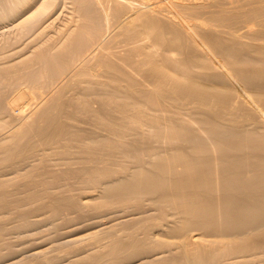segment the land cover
<instances>
[{"label": "bare ground", "instance_id": "obj_1", "mask_svg": "<svg viewBox=\"0 0 264 264\" xmlns=\"http://www.w3.org/2000/svg\"><path fill=\"white\" fill-rule=\"evenodd\" d=\"M13 1V0H12ZM43 0H41L40 2H42ZM53 1V0H52ZM74 1V0H73ZM79 1V0H78ZM77 1V2H78ZM86 1V0H85ZM92 1V0H91ZM99 5H102V4H106L107 2L108 3H110V2H114L115 3V6L117 5H119L117 8H115V6H114V4H113V7H114V9H118L119 7H120V5L121 4H123V1H125V0H95ZM128 1V0H127ZM135 1L136 0H133V2L134 3H130V5L131 4H133V6L132 7H129L130 9L132 8L133 9V7L134 6H136V5H138V6H140V1H143V3L144 4H147L146 3V1L145 0H140V1H138L139 2V4H138V2H137V4H135ZM145 1V2H144ZM149 1H151V0H149ZM155 1V0H154ZM172 1V0H171ZM217 1V0H216ZM221 1V0H220ZM220 1H218V2H220ZM237 2H238V0H236ZM235 1V2H236ZM241 1V0H240ZM253 1V0H252ZM255 1V0H254ZM258 1V0H257ZM257 1H255V2H257ZM260 1V0H259ZM258 1V2H259ZM263 1V0H262ZM56 2H57V0H55V3H54V5L56 4ZM67 2V1H66ZM131 2V1H130ZM147 2H148V0H147ZM157 2V1H156ZM161 2H163V1H161ZM173 2V1H172ZM198 2V1H197ZM201 2V1H200ZM230 2V1H229ZM232 2V1H231ZM243 2V1H242ZM5 3V2H4ZM3 3V4H4ZM7 3V2H6ZM36 3H37V0H22V1H20V0H15V5H14V7L12 6V8L7 4V5H3L2 7H0L1 8V11L4 13V9H2V8H5L6 10H5V12L8 10V7H10L9 8V10L6 12V16H10L11 18H14V17H22V19H23V16L24 15H26V14H28L29 12L27 11V10H30L31 8H34L35 7V9H36V7H37V9L35 10V11H33V13H29L28 14V16L31 14V16L33 15V14H35L34 16H36V17H39L40 15H43V14H45V11L48 13V9L49 8H53V7H51L52 5H50L49 4V2H44V3H39V5H37V6H35L36 5ZM76 3V2H75ZM128 3V2H127ZM151 3V2H150ZM149 3V4H150ZM167 3H169V2H167ZM171 3V2H170ZM262 3V2H261ZM264 3V2H263ZM1 4V3H0ZM58 4V3H57ZM66 4V3H65ZM87 4V3H86ZM89 4H90V0H89ZM111 4V3H110ZM135 4V5H134ZM148 4V5H149ZM154 4H155V2H154ZM172 4H174V3H171V4H169L170 6L172 5ZM176 4L178 5V3L176 2ZM211 4V3H210ZM245 4V3H244ZM11 5V4H10ZM69 5V4H68ZM67 5V6H68ZM81 5V4H80ZM83 5H85V4H83ZM107 5V4H106ZM105 5V6H106ZM109 5V4H108ZM128 5V4H127ZM129 5V6H130ZM147 5V7H149V9H151V8H153L152 6H150V5H153V4H150L149 6ZM207 5H209V4H207ZM214 4L212 3V6H213ZM221 5V4H220ZM232 5V4H231ZM238 4H236V6H237ZM246 5H249V4H246ZM261 5V4H260ZM264 5V4H263ZM5 6V7H4ZM57 6V5H56ZM59 6V5H58ZM74 6H75V4H74ZM74 6L72 5V7H73V9H74ZM76 6H77V4H76ZM75 6V7H76ZM79 6V5H78ZM86 6V5H85ZM93 6H95V5H93ZM97 6V5H96ZM138 6H136L137 8L135 9V7H134V9H135V11H134V13H135V15L134 14H132L134 17L131 19V20H129V22L131 23H129L128 21H126V17H125V19L123 20V21H121L120 20V24H122V26H123V24L125 23V22H128V24H130V26H132L133 27V29L135 30L134 32H133V29L131 28H129L128 27V25H127V28L126 27H122V30L124 31V29L126 28V29H128L129 28V30H125L126 31V33L129 31V33H127V36H128V34H129V36H130V31L132 30V32L134 33V34H136V35H134V36H136L137 38H138V40H136V39H132V38H130V39H132V41L134 40H136L135 42H134V44H136L137 43V41H139V44H141V45H143L144 47H142L141 45V47L143 48V51H147L149 48H150V51H149V53L147 54H145L144 53V55L145 56H143L140 52L142 51V49L141 48H137V50L138 49H140V50H138V51H140L139 53L141 54H137V55H140V56H142L143 58H145L146 59V62H147V65H148V63H149V65H148V67H150L149 68V71L148 70H146V71H144L145 70V68H143L144 70H142V73H143V71L144 72H149V79H151L152 80V85H153V83H154V85L155 86H153V88L155 87V89H157L158 90V92L159 93H157V94H155V95H152V94H150V93H148V91H151V92H153V90L154 89H151V90H148L150 87L149 86H146V87H149L147 90H145V91H143V89H142V91L141 90H139V88H137V86L141 83H137V81L135 80V78H133L134 79V82L131 80V82H133V84H137L136 85V89H138V90H129V89H127V88H125V89H117V91H116V94H117V92L118 93H122L124 96H121V95H118V98H116L114 101H111L110 100V96H111V94L110 93H107V92H102L103 94L102 95H104L103 97H101V104H103V106L101 105L100 106V109H98V110H95L96 108H99V106L98 107H96L95 109H94V111L93 110H89L90 109V104H89V102L88 101H86L85 99H79V98H76L75 99V97H73L75 100H77V102H80V100H82L83 102H82V105L84 106V108L87 106L88 108V111H90V113H91V111H92V113H91V115H92V117L94 118L93 120H95L94 122H95V128L96 129H98V127L99 126H101V128H102V132H104L103 131V129L106 131L105 133H107V136L105 135L104 137H102L103 135L102 134H100V135H102L101 137H100V135H99V132H98V138H96L97 137V135H96V137L94 136V133H93V135H91L90 137L92 138H89V136H88V140L90 141V139L92 140V143L91 142H88V143H91V146H90V144H87L89 147H87L86 146V149L84 148V146L85 145H83L82 143H81V141L82 140H84V139H86L85 137H84V139H82L81 141H79L80 142V144H82L80 147H81V149L82 148H84V150H85V159H84V156H82V155H84V152L82 153V155H80L79 154V152L80 151H83V150H80L78 153H75V152H77L76 150L75 151H73V150H71V152H72V154H73V156H74V153H75V155L76 154H78V155H80L81 156V158H79V159H81L82 160V157H83V159L85 160V162H86V164L88 163V166H89V163H90V165H91V171L89 170V167H88V174L85 172V171H87V169H85V171H84V173H83V170L82 171H79V174L80 173H82V174H80V175H78L77 176V178L80 180H78L77 178V180H78V182L79 183H77V181H76V183H74L73 185H75V184H81V182H83L84 184L86 183V184H92V187H93V191L94 192H96L95 190H94V188H98V189H100V193H101V195H99L100 196V199H99V202H97L96 201V198H95V196L94 197H91L90 198V200L93 202L94 200L96 201H94V203H92V202H89V204H91L90 206H91V208L90 209H92V211L94 210V211H98V212H100V210H101V212H102V210H108L109 208L110 209H113V208H118L120 205L121 206H126V205H128V206H131L132 208H133V211H137V212H134V214L136 215L137 214V216L136 217H138L139 218V215L138 214H143V215H140V218H143V219H140V220H133V218L135 219V217L132 215H129L130 217H131V219L134 221H130V223H126V224H124V226H120V228H116L117 227V225L114 223V222H118V221H115L114 220V224L115 225H113V226H111L112 228H114V226H116L115 227V229L113 230V233H111L110 234V236L112 237H108L109 239H110V241H109V244L106 246L105 244V248H103V245H100V247H102L103 249H101V251H99V246H97L99 249H98V253L95 251V255L93 254V255H89L88 256V253H87V257L85 256V259L82 257V256H84V255H82L81 257H80V259L81 260H83V261H79L78 260V258H77V263L78 262H84V264H86L87 263V261L88 260H92V259H94V258H96V259H94V260H100L104 255H108L109 257H111V259H112V261H117L118 259H121V258H119V257H124L125 256V260H126V258L127 257H129V258H132V259H140V257L141 258H146V259H148L150 256H152V262H153V260L155 259V262H153V264H264V99L262 98L263 97V95H264V82H262V84H261V82L260 83H255V81H257L258 80V78H254V83H253V80L251 79L252 77L251 76H253L254 74H253V72H254V70H256V73L260 70V73H261V70H263L262 68H261V66L262 65H260V67H259V65H258V67H256L257 66V62L258 63H261L260 61V59H259V61H257L255 64H256V66L254 65V67H256V68H254L252 65H250V66H252V67H250V68H247L246 69V67L248 66V65H246L247 64V61H249V55L248 56H246L247 57V59H245V56L244 57H242L243 59H244V61H241L242 63H243V65H242V63L241 64H239V62L240 61H237V60H239L240 59V57L239 56H241L240 54H239V56L238 55H236V57L237 58H234V60H236L235 62H237V65L239 66V68H240V65L241 66H243V67H245V68H243V70L245 69V70H248V69H251L252 70V68L254 69L253 71H249L248 70V72L247 71H245L244 70V72H240V70H242L241 68H240V70L238 69V68H234V70H239V72H238V70H237V72H234L233 71V73L231 72L232 71V67H233V65H235V67H237L236 66V63L235 64H233V65H231L232 67V69H231V71L229 70V71H227L226 70V68H225V70L227 71V72H225V73H227V76H229L230 77V75H234V73H236V74H240L238 77H240V76H243V77H245V76H247V75H251L249 78H250V80H248L247 79V77H245V79L243 80L241 77L240 78H238L237 76V80L238 79H241V81H237L235 78L236 77H234V76H232L231 78H229L228 80H219L218 78H221L220 76L217 78L216 76H212V75H207V74H203V72H201L200 73V75H204V76H200L199 75V71H198V75L196 74V71H195V73L193 72V70L195 69L194 68V66L195 67H197L196 65H200V67L202 68H204V69H206V68H209V69H215V73H217L216 71V68H224L225 67V62L223 63V61L222 60H220L218 57V59H214V58H212L209 54H211V53H213V55H215V50L212 48L213 47V45L212 44H200V43H198L197 42V40H196V38L193 40V38L192 39H190V40H192L191 42H192V44L194 45V50L192 49L191 51L193 52V53H191V54H187L186 56H184L185 57V59H183V57H182V59L181 58H179V59H177V57L175 56V58H173L172 57V50H171V47H172V49L173 50H175L174 48H176V49H178V52H179V50L181 51L182 49H184L186 46V41H185V45H182L184 48H177V46H181L180 44L178 45V40L180 39V37L179 36H175L176 34H174L175 32H172L173 34H174V36L175 37H179L178 38V40H176L175 39V41H176V44H174L175 42H174V38H172L173 39V42H172V39H170L171 40V42H170V40L168 41L167 39H165V37L168 35L167 33H169L168 31H166L165 32V34H166V36L164 37V39L166 40V42L168 41V44L166 43V42H164L163 40V42L161 41V39H162V36L164 35L163 34V30L165 31L166 29H163V27H162V25L160 24L161 23V14H159L160 12H158V10L157 11H152L153 12V14H156V15H160V21H159V19H158V17H156V15H153L154 16V18L156 19L157 18V20H155L154 18H151V17H149L148 15L149 14H144V13H142L141 11H145V9H147V8H145V7H143V5L141 6V7H138ZM156 6H158V4L156 5ZM172 6H174V5H172ZM178 6H180V5H178ZM177 6V7H178ZM183 6H185V5H183ZM182 6V7H183ZM217 6V5H216ZM222 6H223V1H222ZM234 7H235V5H233ZM240 6V5H239ZM243 6V5H242ZM251 6V5H250ZM249 6V8H251ZM60 7V6H59ZM64 7H66V6H64ZM68 7H70V6H68ZM87 7H89L88 5L86 6V8ZM112 7V8H113ZM151 7V8H150ZM164 7H166V6H164ZM164 7L161 9V7L159 8V9H161L162 11H164ZM168 7V6H167ZM166 7V9H169V8H167ZM175 7V6H174ZM221 7V6H220ZM224 7L225 6H223V9H224ZM241 7V6H240ZM239 7V8H240ZM258 7V6H257ZM56 7H54V9H55ZM58 8V7H57ZM78 8V7H77ZM76 8V9H77ZM83 8V7H82ZM111 8V7H110ZM143 8H145V9H143ZM184 8V7H183ZM183 8H182V10H183ZM185 8H186V6H185ZM243 8V7H242ZM241 8V9H242ZM248 8V9H249ZM253 8H255V7H253ZM53 9V10H54ZM62 9H63V6H62ZM67 9V8H66ZM66 9H64L65 10V13H66ZM85 9V7L83 8V10ZM94 9V8H93ZM97 9V8H96ZM113 9V10H114ZM120 9V8H119ZM148 9V10H149ZM166 9H165V12H166ZM174 9V8H173ZM172 9V7H171V10H173ZM217 9V8H216ZM216 9H215V11H216ZM235 9V8H234ZM52 10V11H53ZM68 10V9H67ZM87 10H88V8H87ZM113 10H111V12L113 11ZM170 10V12H173V11H171ZM178 10V9H177ZM176 10V11H177ZM182 10H181V13H182ZM189 10V9H188ZM218 10H220V9H218ZM217 10V11H218ZM221 10H222V8H221ZM225 10V9H224ZM224 10H222V11H224ZM232 10H233V7H232ZM244 10H245V8H244ZM250 10V9H249ZM77 11H79V9H77ZM93 11V10H92ZM95 11V14H96V11L97 10H94ZM93 11V12H94ZM101 11V10H100ZM122 11V10H121ZM175 11V10H174ZM179 11H180V8H179ZM186 11V10H185ZM213 11V10H212ZM215 11H214V13H215ZM216 11V12H217ZM32 12V11H31ZM61 12V11H60ZM69 12V11H68ZM67 12V13H68ZM81 12V11H80ZM80 12H76V13H80ZM85 12V11H84ZM83 11H82V13H84ZM93 12H91V13H93ZM116 12V14H117V11H114V12H112V13H115ZM119 12H120V10H119ZM118 12V13H119ZM155 12H158V14L157 13H155ZM167 14H169L170 12H169V10H167ZM220 12V11H219ZM230 12H231V10H230ZM230 12H228L229 14H230ZM261 12V11H260ZM262 12H263V10H262ZM261 12V13H262ZM2 13V14H3ZM54 12H52V14H53ZM62 13V12H61ZM64 13V14H65ZM90 13V14H91ZM101 13V12H100ZM124 13V12H123ZM122 13V14H123ZM193 14H195L194 12H192ZM225 14H228L227 13V10H225V12H224ZM236 12H234V10H233V12H232V14L234 15ZM260 13V14H261ZM2 14H1V16H2ZM5 14V13H4ZM49 15H50V13H48ZM60 14V13H59ZM68 14H71L70 12L68 13ZM89 14V15H90ZM163 14V13H162ZM166 14V15H167ZM174 14V13H173ZM173 14L171 13V14H169V15H172L173 16ZM183 14H184V12H183ZM186 14V13H185ZM184 14V16L183 17H185L186 15ZM189 14V13H188ZM216 14V13H215ZM220 14V13H219ZM257 14H258V12H257ZM47 15V14H46ZM56 15H57V13H56ZM55 15V16H56ZM61 15V14H60ZM99 15H101V14H99ZM121 15V14H120ZM128 15H130V14H128ZM151 15H152V13H151ZM150 15V16H151ZM181 15V14H177V17H175L174 18V16L172 17H167V19L168 18H174V19H176L177 18V20H178V17ZM223 16H225L224 14H222ZM232 15V16H233ZM237 15V14H236ZM5 16V15H4ZM4 16H2V17H4ZM5 16V17H6ZM27 16V15H26ZM27 16V17H28ZM45 16V15H44ZM59 16V15H58ZM57 16V17H58ZM94 16V15H93ZM90 17V18H94V17ZM122 16V15H121ZM165 16V15H164ZM194 16V15H193ZM214 16V15H213ZM227 16H229V15H227ZM249 16V15H248ZM248 16H246L247 17V19H248ZM253 16V15H252ZM251 16V17H252ZM2 17H0V18H2ZM30 17V16H29ZM41 17V16H40ZM40 17H39V19H37V22H35L34 24H32L31 25V27H30V30L31 29H33L34 27H37L36 25L37 24H40ZM56 17V18H57ZM60 17V16H59ZM58 17V18H59ZM71 17V16H70ZM74 17V16H73ZM84 17V16H83ZM87 17V16H86ZM103 17H105V15H103ZM102 17V18H103ZM132 17V16H131ZM181 17H182V15H181ZM180 17V18H181ZM181 18V19H185V18ZM189 17H190V15H189ZM219 17V16H218ZM218 17L216 16V18L218 19ZM220 17H222V16H220ZM219 17V19L221 20L222 18H220ZM234 17V16H233ZM233 17H230V18H233ZM236 17V16H235ZM246 17H245V20H246ZM24 18H26V17H24ZM32 18V17H31ZM31 18H28V19H31ZM53 18V17H52ZM67 18V17H66ZM72 18V17H71ZM75 18V17H74ZM82 18V17H81ZM85 18V17H84ZM99 18H101V17H99ZM106 18L108 19V17L106 16ZM114 18H116L117 19V16H115ZM120 18V17H119ZM118 18V19H119ZM180 18H179V20H180ZM192 18V17H191ZM190 18V19H191ZM215 18V17H214ZM237 18H239V16H237L236 17V20H237ZM259 18V20H261V18L260 17H258ZM257 18V19H258ZM262 18H264V17H262ZM6 19H7V17H6ZM18 19V18H17ZM45 19V18H44ZM51 19V18H50ZM69 19V18H68ZM77 20H79L80 21V17L78 18H76ZM105 21H107L105 18H103ZM102 19V20H103ZM115 19V20H116ZM127 19H130V18H127ZM163 19H165L164 17H163ZM174 19H172V20H174ZM188 19V18H187ZM225 19H229V17H225L224 19H222L223 21L225 20ZM11 20V19H10ZM15 20V19H14ZM13 20V21H14ZM19 20V19H18ZM20 20H21V18H20ZM19 20V21H20ZM24 20V19H23ZM23 20H21V21H23ZM27 20V19H26ZM52 20V19H51ZM50 20V21H51ZM58 20V19H57ZM71 20H73V19H71ZM90 20V19H89ZM112 20H113V18H112ZM216 20V19H215ZM221 20V21H222ZM231 20V19H230ZM264 20V19H263ZM262 20V21H263ZM5 21V20H4ZM7 21H9V20H7ZM40 21V22H39ZM61 21V20H60ZM65 21V20H64ZM74 21V20H73ZM82 21V20H81ZM85 21H87V20H85ZM84 21V22H85ZM94 21H95V19H94ZM98 21V20H97ZM176 21V20H175ZM194 21V20H193ZM203 21H205V20H203ZM214 21V20H213ZM226 21V20H225ZM225 21H224V23H225ZM229 20H227L226 21V23L228 22ZM240 21V20H239ZM238 21V22H239ZM242 21V20H241ZM240 21V22H241ZM254 21V20H253ZM26 22V21H25ZM32 22H34V21H32ZM39 22V23H38ZM43 22H44V20H43ZM53 22H55V21H53ZM69 22H71L72 23V21H69ZM69 22H67V23H69ZM75 22V21H74ZM78 22V21H77ZM90 22V21H89ZM91 22H92V20H91ZM90 22V23H91ZM164 22H165V20H164ZM174 22V21H173ZM181 22H183V21H181ZM190 22V21H189ZM215 22V21H214ZM217 22H219V21H217L216 20V22L215 23H217ZM248 22V21H247ZM19 23V22H18ZM24 23V22H23ZM27 23V22H26ZM25 23V24H26ZM51 23V22H50ZM59 23V22H58ZM57 23V24H58ZM64 22H62V24H63ZM79 23V22H78ZM93 23V22H92ZM98 23H99V21H98ZM103 23V22H102ZM106 23V22H105ZM220 23V22H219ZM229 24H230V22H228ZM242 23V22H241ZM245 23V22H244ZM261 22H259V24H260ZM17 24V23H16ZM21 24V23H20ZM19 24V25H20ZM28 25H30L29 23H27ZM26 24V25H27ZM45 24V23H44ZM65 24H66V22H65ZM82 24H84V23H82ZM94 24V23H93ZM114 24V23H113ZM125 24H127V23H125ZM229 24H228V26H229ZM243 24V23H242ZM250 24V23H249ZM3 25V24H2ZM21 25H23V24H21ZM42 25V24H41ZM47 25V24H46ZM51 25V24H50ZM49 25V26H50ZM74 26H76L77 24L76 23H74L73 24ZM91 25V24H90ZM111 25V24H110ZM115 25V24H114ZM195 25H197V24H195ZM217 25H218V23H217ZM239 25V24H238ZM251 25V24H250ZM249 25V26H250ZM52 26V25H51ZM65 26H67V25H65ZM68 26H71V25H68ZM67 26V27H68ZM84 26V25H83ZM108 26V25H107ZM107 26H106V29H108L107 28ZM112 26V25H111ZM116 26V25H115ZM124 26H126V25H124ZM176 26H178V25H176ZM191 26V25H190ZM189 26V27H190ZM198 26V25H197ZM219 27H220V25H218ZM240 26H242L241 24H240ZM251 26H253V25H251ZM258 26V25H257ZM261 26V25H260ZM12 27V26H11ZM23 27V26H22ZM21 27V30H24L23 28ZM25 27V26H24ZM38 27H39V25H38ZM64 27V26H63ZM78 27V26H77ZM85 27H86V25H85ZM88 27V26H87ZM109 27V26H108ZM116 27H120L119 25H118V23H117V26ZM164 27H165V25H164ZM167 27V26H166ZM181 27V26H180ZM183 27V26H182ZM181 27V28H182ZM192 27V26H191ZM230 27V26H229ZM229 27H228V31H229ZM232 27V26H231ZM247 27V26H246ZM9 28H10V26H9ZM15 28V27H14ZM40 28V27H39ZM44 28V27H43ZM42 28V29H43ZM50 28V27H49ZM49 28H48V30H49ZM53 28V27H52ZM52 28H50V29H52ZM58 28V27H57ZM75 28V27H74ZM73 28V29H74ZM96 28V27H95ZM109 28H111V27H109ZM124 28V29H123ZM169 28V27H168ZM196 28V27H195ZM224 28H225V26H224ZM242 28H245V26L244 27H241V29ZM264 28V27H263ZM17 29H18V27H17ZM20 29V28H19ZM26 29H28V28H26ZM41 29V28H40ZM41 29V30H42ZM53 29H55V28H53ZM59 29V28H58ZM65 29V28H64ZM76 29V28H75ZM78 29H80V27L78 28ZM77 29V30H78ZM89 29V28H88ZM92 29V28H91ZM91 29H89V30H91ZM97 29V28H96ZM112 29V28H111ZM137 29V30H136ZM192 29V28H191ZM198 29H200V28H198ZM212 29V28H211ZM233 29H235V28H233ZM233 29H231V30H233ZM237 30H238V32H239V28H236ZM262 29V28H261ZM16 30V29H15ZM20 30V31H21ZM29 30V29H28ZM34 30H35V28H34ZM39 30V29H38ZM44 30V29H43ZM46 30H47V28H46ZM85 30V29H84ZM93 30V29H92ZM104 30H105V28H104ZM103 29H102V31H104ZM114 30H116V29H114ZM117 30H120V29H117ZM216 30V29H215ZM230 30V31H231ZM45 31V30H44ZM44 31H42V34H43V32ZM58 31V30H57ZM56 31V32H57ZM64 30H62V32H63ZM68 31V30H67ZM74 31H76V30H74ZM73 31V32H74ZM86 31H88L87 29H86ZM94 31V30H93ZM107 31V30H106ZM110 31H112L113 32V30H110ZM170 31V35L172 36V33H171V30H169ZM195 31H197V30H195ZM199 31V30H198ZM235 31V30H234ZM30 32H32V30L31 31H29L28 33H30ZM36 32V31H35ZM39 32V31H38ZM52 32V31H51ZM59 32V31H58ZM57 32V33H58ZM65 32V31H64ZM69 32H70V30H69ZM77 32H80V31H76V33L75 34H77ZM95 32V31H94ZM94 32L92 33V35L94 34ZM108 32V31H107ZM120 32V31H119ZM122 32V31H121ZM120 32V33H121ZM181 32V31H180ZM188 32V31H187ZM224 32V31H223ZM235 32H237V31H235ZM244 32V31H243ZM250 32H252V33H254V32H256V30H254V32L253 31H251L250 30ZM262 32H263V30H262ZM13 33V32H12ZM11 33V34H12ZM34 33V32H33ZM37 33V32H36ZM36 33H35V35H36ZM61 33V32H60ZM82 33V32H81ZM84 33H85V31H84ZM90 33H91V31H90ZM96 33V32H95ZM100 33V32H99ZM103 33V32H102ZM105 33V32H104ZM117 33V32H116ZM182 33H184V31H182ZM198 34L200 33V31L199 32H197ZM227 32L225 31V33L224 34H226ZM232 33V34H231ZM234 32L233 31H231L230 32V35H235V34H233ZM252 33H251V35H252ZM31 34V33H30ZM39 34H41V32L40 33H38V36H39ZM45 34H47V33H45ZM53 34V33H52ZM56 34V33H55ZM62 34H64V33H62ZM66 34H67V32H66ZM72 34V33H71ZM83 34V33H82ZM86 34V33H85ZM101 34V33H100ZM106 34V33H105ZM119 34V33H118ZM123 34V33H122ZM163 34V35H162ZM188 34H190V33H188ZM194 34V33H193ZM201 34V33H200ZM219 34H220V32H219ZM222 34V33H221ZM220 34V35H221ZM239 33H237L235 36H239L240 37V34L238 35ZM255 34V33H254ZM253 34V35H254ZM1 35V34H0ZM21 35V34H20ZM19 35V36H20ZM24 35V34H23ZM25 35H26V32H25ZM28 36H30L29 34H27ZM34 35V36H35ZM44 35V34H43ZM54 35V34H53ZM56 35H58V34H56ZM77 35H79V36H81L80 34H77ZM76 35V36H77ZM88 35V34H87ZM112 35V34H111ZM113 35H115V33L113 34ZM126 35V34H125ZM178 35V34H177ZM184 35V34H183ZM223 35V34H222ZM226 35H228V33L226 34ZM242 35V34H241ZM244 35V34H243ZM242 35V36H243ZM255 35H258V34H255ZM5 36H7V35H5ZM10 36V35H9ZM15 36V38L17 37L16 35H14ZM22 36V35H21ZM49 36V35H48ZM72 36H74V34L72 35ZM71 35L69 36V37H72ZM78 36V37H79ZM94 36V35H93ZM92 36V37H93ZM99 36V35H98ZM97 36V37H98ZM102 37H103V35H101ZM108 36V35H107ZM118 35H116V36H114V38L115 37H117ZM122 36V35H121ZM131 36H132V34H131ZM170 36V37H171ZM202 36V35H201ZM248 36V35H247ZM4 37V36H3ZM12 37V36H11ZM10 37V38H11ZM32 37V36H31ZM39 37H41V35L39 36ZM50 37V36H49ZM77 37V38H78ZM87 37V36H86ZM88 37H91V36H88ZM87 37V38H88ZM96 37V38H97ZM113 37V36H112ZM118 37H120V34H119V36ZM135 37V38H136ZM169 37V36H168ZM168 37H166V38H168ZM169 37V38H170ZM196 37H198V36H196ZM228 37V36H227ZM227 37H225V39L227 38ZM230 37V36H229ZM232 37H234V36H232ZM245 37V36H244ZM251 37V36H250ZM249 37V39H251ZM254 37V36H253ZM252 37V38H253ZM261 37H264L263 35L261 36ZM20 38V37H19ZM25 38V37H24ZM33 38V37H32ZM43 38V37H42ZM47 38V37H46ZM58 38V37H57ZM66 38V37H65ZM73 38H75V37H73ZM104 38H105V35H104ZM121 38V37H120ZM219 38V37H218ZM223 38V37H222ZM236 39H235V41H238V43H239V39H237L238 37H235ZM241 38V37H240ZM3 39V38H2ZM5 39H7V38H5ZM4 39V40H5ZM18 39V38H17ZM50 39V38H49ZM55 39V38H54ZM68 40H69V38H67ZM80 39V38H79ZM92 39V38H91ZM94 39H95V37H94ZM93 39V40H94ZM111 39V38H110ZM231 39V38H230ZM229 39V40H230ZM232 39H234V38H232ZM254 39V38H253ZM7 40H9V39H7ZM35 40H36V37H35ZM38 40V39H37ZM36 40V41H37ZM53 41V39H50V41ZM65 40V39H64ZM68 40H66L67 42H69ZM75 40V39H74ZM73 40V41H74ZM86 40V39H85ZM89 40V39H88ZM93 40H90V42L91 41H93ZM98 40H99V38H98ZM117 40V39H116ZM127 40H129V39H127ZM206 40V39H205ZM220 40H221V37H220ZM262 40V39H261ZM28 40H26V42H27ZM42 41V40H41ZM48 41V40H47ZM60 41V40H59ZM65 41V42H66ZM77 41H78V39H77ZM83 41V40H82ZM105 41V40H104ZM103 41V39H101V41H97L96 40V42L97 43H94V45L93 46H91L92 45V43H91V45H90V48L87 50L86 49V47H84V49L85 50H87L86 52H84L83 50H81L84 54H83V57H82V59H85V58H88V57H90V58H92L91 56H93L94 58L96 57V58H98V57H100V59H101V54H102V59H101V62L103 63V64H106V65H104L107 69H104L103 68V73H104V71L105 72H108V68L110 69V67H114V68H116V70H117V72L119 73V74H121V75H123V76H121V77H123L124 78V76H126V75H128V77H129V75L131 74L129 71V69H131V67H130V64H131V62L133 61H131L130 63H129V65L126 63V60L123 58L122 60H125L124 62V64L126 65H128V67H127V65H126V68L123 66V61L121 60V62L122 63H119V64H115L114 63V59L112 60L111 58L114 56H112L110 59L112 60L111 62H113V63H111V62H109V61H106V59H105V53H104V56H103V50H105L103 47L105 46L103 43H106V41L104 42ZM118 41V40H117ZM184 41V40H183ZM214 41V40H213ZM219 41V40H218ZM253 41H255V40H253ZM2 42H4V41H2ZM12 42V41H11ZM13 42H17V41H13ZM12 42V43H13ZM25 42V43H26ZM30 42L32 43V39L30 40ZM29 42V43H30ZM49 42V41H48ZM47 42V43H48ZM85 42V41H84ZM87 42V41H86ZM114 42V41H113ZM112 41L110 42V44L112 45V43H113ZM120 42V41H119ZM179 42H180V40H179ZM205 42V41H204ZM208 42V41H207ZM221 42H222V40H221ZM232 42H234V41H230L229 43H232ZM241 42V41H240ZM258 42V41H257ZM18 43V42H17ZM30 43V44H31ZM45 43V42H44ZM50 43V42H49ZM55 43V42H54ZM57 43V42H56ZM60 43V42H59ZM74 43V42H73ZM88 43V42H87ZM86 43V44H87ZM132 43V42H131ZM172 43H173V45H172ZM189 43V42H188ZM187 43V44H188ZM209 43V42H208ZM219 43H220V41H219ZM218 43V44H219ZM235 43V45H236V42H234ZM234 43H232V44H234ZM249 43V42H248ZM264 43V42H263ZM1 44V43H0ZM5 44V43H4ZM15 44V43H14ZM19 44V43H18ZM27 44V43H26ZM63 44V43H62ZM69 44H71V43H69ZM79 44V43H78ZM82 44V43H81ZM88 44H90V43H88ZM110 44L108 43V45L110 46ZM130 44V43H129ZM222 44H224L223 42L221 43V44H219V46H222V47H226V48H222L221 47V49H220V47L216 44V46H218V48L220 49H217V47H216V49L218 50V51H220V53H226V52H231L230 53V55L232 56V54L233 55H235V50L233 51V48H231V47H233V46H230V49L227 47V46H223ZM242 44V43H241ZM241 44H239L240 45V47H241ZM250 45H252L251 43H249ZM2 45V44H1ZM7 45V44H6ZM9 45H13V44H9ZM15 45H17V44H15ZM37 45V44H36ZM40 45H42V43L40 44ZM54 45V44H53ZM61 45V44H60ZM72 45V44H71ZM103 45V46H102ZM132 45H133V43H132ZM172 45V46H171ZM175 45H176V47H175ZM210 45H212V47L210 46ZM254 45V44H253ZM255 45H257V44H255ZM254 45V46H255ZM258 45H260V44H258ZM262 45H264V44H262ZM18 46V45H17ZM52 46V45H51ZM59 46V45H58ZM70 46V45H69ZM77 46V45H76ZM79 46V45H78ZM77 46V47H78ZM81 46H83V45H81ZM80 46V47H81ZM85 46V45H84ZM89 46V45H88ZM122 46V45H121ZM173 46H174V48H173ZM181 46V47H182ZM189 47H190V45H188ZM187 46V47H188ZM1 47V46H0ZM22 47V46H21ZM28 46H26V48H27ZM36 47V46H35ZM34 47V48H35ZM42 47V46H41ZM41 47H38V48H41ZM68 47V46H67ZM75 47V46H74ZM129 47H132L131 45H129ZM138 47H139V45H138ZM148 47V48H147ZM169 47H170V49H169ZM236 47H238V46H236ZM262 47V49H259L260 47H256V51L255 52H257L258 54H257V56H253V58L254 57H256V58H258V56H259V53H261V54H263V56H264V46H261ZM3 47H1V49H2ZM12 48V47H11ZM44 48V47H43ZM42 48V49H43ZM52 48V47H51ZM56 48V47H55ZM55 48H53L54 50L53 51H55L56 49ZM62 48V47H61ZM71 48V47H70ZM73 48V47H72ZM101 48H103V50L101 49ZM105 48H106V46H105ZM109 48V47H108ZM112 48H114V47H112ZM118 48V47H117ZM133 48V47H132ZM147 48V49H146ZM243 48H245V47H243ZM5 49H6V47H5ZM10 49V48H9ZM23 49H25V48H23ZM41 49V50H42ZM63 49V48H62ZM82 49V48H81ZM119 49V48H118ZM125 49V48H124ZM135 49V48H134ZM190 49V48H189ZM232 49V50H231ZM238 49H239V47H238ZM15 50V49H14ZM26 50V49H25ZM28 50V49H27ZM40 50V49H39ZM38 50V51H39ZM40 50V51H41ZM52 50V49H51ZM78 50V49H77ZM101 50L103 51L101 54H97V51L98 52H101ZM115 50V49H114ZM136 50V49H135ZM245 50L246 49H244V52H245ZM23 51V50H22ZM21 51V52H22ZM38 51H36V53H39ZM48 51H50V50H47V52ZM65 51H67V50H65ZM75 51H76V49H75ZM113 51V50H112ZM118 51V50H117ZM117 51L115 52V53H117ZM125 51H127V50H125ZM143 51H142V53H143ZM186 51H188V49H186ZM190 51V52H191ZM224 51V52H223ZM234 53H233V52ZM5 52V51H4ZM14 52V51H13ZM12 52V53H13ZM46 52V51H45ZM56 52V51H55ZM54 52V53H55ZM70 52V51H69ZM72 52V51H71ZM77 52V51H76ZM79 52V51H78ZM124 52V51H123ZM168 52H171V53H168ZM217 52V51H216ZM243 52V53H244ZM255 52H252V53H254L253 55H256V53ZM9 53H11V51L9 52ZM20 53V52H19ZM23 53V52H22ZM21 53V54H22ZM25 53V52H24ZM44 53V52H43ZM58 53V52H57ZM68 53V52H67ZM81 53V52H80ZM122 53V52H121ZM124 53H126V52H124ZM124 53H122V54H124ZM135 53H137V51H135ZM174 53V52H173ZM184 53H185V51H184ZM219 53V52H218ZM251 53V52H250ZM2 54V53H1ZM27 54V53H26ZM26 54H25V56H26ZM33 54H35V53H33ZM63 54V53H62ZM62 54H61V56H62ZM78 54V53H77ZM76 54V55H77ZM106 54H107V52H106ZM118 55H120L119 54V52L117 53ZM116 54V55H117ZM179 54V53H178ZM229 53H227L226 54V57H229V56H227ZM246 54V53H245ZM244 54V55H245ZM248 54V53H247ZM246 54V55H247ZM5 55V54H4ZM10 55V54H9ZM13 55V54H12ZM29 55V54H28ZM38 55V54H37ZM39 55H42L41 53L39 54ZM52 55H53V53H52ZM57 55V54H56ZM68 55H69V53H68ZM68 55H66V56H68ZM75 55V56H76ZM78 55H81V54H78ZM99 55V56H98ZM108 55V54H107ZM127 55H129V53L127 54ZM132 55V54H131ZM130 55V57H135V59H137L136 57H137V55L136 56H131ZM171 55V56H170ZM177 55V54H176ZM181 55V54H180ZM224 55V54H223ZM252 55V54H251ZM6 56V55H5ZM32 56V55H31ZM31 56H29V57H31ZM44 56V55H43ZM53 56H55V54L53 55ZM98 56V57H97ZM173 56H174V54H173ZM225 56V55H224ZM9 57V56H8ZM22 57V56H21ZM20 57V58H21ZM47 57H48V55H47ZM46 57V58H47ZM50 57H51V55H50ZM57 57H58V55H57ZM70 57V56H69ZM116 57H118V56H116ZM122 57H124V56H122ZM235 57V56H234ZM238 57H239V59H238ZM5 58V57H4ZM24 58V57H23ZM22 58V59H23ZM33 59H34V57H32ZM41 58V57H40ZM39 58V59H40ZM45 58V57H44ZM44 58L42 59V60H44ZM49 58V57H48ZM48 58H47V60H48ZM52 58V57H51ZM54 58V57H53ZM89 58V59H90ZM106 58H108V57H106ZM126 58V57H125ZM230 58V57H229ZM233 58V57H232ZM232 58L229 60L230 62H228V61H226L227 63V65H228V63L230 64H232L233 62H231V60H232ZM240 59V60H243V59ZM253 58H250V61H251V63L254 61L253 60ZM259 58H261V57H259ZM264 58V57H263ZM12 59V58H11ZM38 59V58H37ZM58 59H61V58H58ZM75 59H77V57L75 58ZM93 59V58H92ZM99 59V60H100ZM109 59V58H108ZM133 59V58H132ZM144 59V60H145ZM24 60V59H23ZM25 60L27 61V59L25 58ZM25 60H24V62H25ZM31 60V59H30ZM30 60H28V62L30 61ZM35 60V59H34ZM71 60V59H70ZM86 60V59H85ZM88 60V59H87ZM86 60V61H87ZM128 60H129V58H128ZM127 60V61H128ZM143 60V61H144ZM196 60H197V62H196ZM233 60V61H234ZM253 60V61H252ZM39 62H40V60H38ZM46 61V60H45ZM44 61V62H45ZM62 62H64L63 60H61ZM81 61V60H80ZM89 61V60H88ZM91 61V60H90ZM93 61V60H92ZM98 61V60H97ZM116 61H117V59H116ZM115 61V62H116ZM130 61V60H129ZM128 61V62H129ZM141 61V60H140ZM139 61V62H140ZM199 61V62H198ZM249 61V62H250ZM22 61H20V63H21ZM27 62V63H28ZM36 62V60L33 62V63H35ZM47 62V61H46ZM45 62V63H46ZM49 62V61H48ZM55 62H57V59H56V61ZM66 62V61H65ZM68 62V61H67ZM72 62V61H71ZM70 61L68 62V63H71ZM75 61H73V63H74ZM95 62V61H94ZM136 62V61H135ZM133 63V64H131V66H133L132 67V69L133 70H137L138 69V62H136V63ZM196 62V63H195ZM249 62H248V64H249ZM8 63V62H7ZM23 63V62H22ZM32 63V64H33ZM37 63V62H36ZM58 63V62H57ZM60 64H61V62H59ZM81 63V62H80ZM83 63H85V62H83ZM93 63V62H92ZM96 63V62H95ZM98 63H100L99 61H98ZM117 63V62H116ZM246 63V64H245ZM254 63V62H253ZM10 64V63H9ZM19 64V63H18ZM38 64V63H37ZM51 64V63H50ZM63 64V63H62ZM61 64V65H62ZM66 64V63H65ZM89 64V63H88ZM103 64H102V66H103ZM142 64H143V62H142ZM144 64H145V62H144ZM144 64H143V66H144ZM245 64V65H244ZM12 65V64H11ZM36 65V64H35ZM44 65V64H43ZM56 66L58 65V64H55ZM61 65H59L58 67H60ZM64 65V64H63ZM73 65V64H72ZM82 65V64H81ZM85 66H86V64H84ZM83 65V66H84ZM99 65V64H98ZM100 65H101V63H100ZM6 66V65H5ZM13 66V65H12ZM23 66H24V64H23ZM33 66V65H32ZM68 66V65H67ZM71 66V65H70ZM81 67V66H79V67H77V69H78V72H76L75 74L76 75H78L79 77L80 76H82V78H83V76H88V77H92L91 75H89V72H88V70H87V68L84 66V67ZM89 66V65H88ZM87 66V67H88ZM91 66V65H90ZM142 66V65H141ZM142 66V67H143ZM7 67L8 66H6V70H7ZM15 67V66H14ZM13 67V68H14ZM16 67H21V66H16ZM25 67V66H24ZM48 67H50L49 66V64H48ZM55 67V66H54ZM64 67V66H63ZM69 67V66H68ZM68 67H67V69H68ZM94 67H96V66H94ZM199 67V66H198ZM21 68H23V67H21ZM32 67H30V69H31ZM39 68V67H38ZM41 68V67H40ZM61 68V67H60ZM99 68V67H98ZM100 68H101V66H100ZM99 68V70H101ZM194 68V69H193ZM259 68V69H258ZM10 69H11V66H10ZM9 67H8V70H7V73L9 72ZM36 69V68H35ZM43 69V68H42ZM45 69H46V65H45ZM48 69V68H47ZM62 69V68H61ZM66 69V68H65ZM71 69V68H70ZM74 69V68H73ZM89 69V68H88ZM258 69V70H257ZM5 70V69H4ZM15 70V69H14ZM19 71L21 70V69H18ZM24 70H26V69H24ZM39 70V69H38ZM41 70V69H40ZM39 70V71H40ZM49 70H50V68H49ZM64 70V69H63ZM69 70V69H68ZM68 70L65 72V73H67L68 72ZM89 70H91V69H89ZM92 70H94V69H92ZM98 70V71H99ZM196 70V69H195ZM22 72H23V70H21ZM27 71H28V68H27ZM36 71V70H35ZM48 71V70H47ZM53 71H55V69L53 70ZM58 71H60L59 70V68H58ZM62 71V70H61ZM73 71V70H72ZM76 71V70H75ZM134 71V72H135ZM138 71V70H137ZM139 71H141L140 70V68H139ZM264 71V70H263ZM262 71V72H263ZM5 72V71H4ZM16 72H18V71H16ZM26 72V71H25ZM50 72V71H49ZM56 72V71H55ZM116 72V73H117ZM247 72V73H246ZM250 72V73H249ZM1 73V72H0ZM6 73V72H5ZM10 73V72H9ZM11 73H14L13 71L11 72ZM28 73V72H27ZM40 73H42V72H40ZM60 73V72H59ZM69 73V72H68ZM102 73V72H101ZM115 73V72H114ZM115 73V74H116ZM249 73V74H248ZM3 74V73H2ZM39 74V73H38ZM43 74H45V73H43ZM63 74V73H62ZM95 74V73H94ZM96 74H97V72H96ZM118 74V75H119ZM147 74V73H146ZM235 74V75H236ZM241 74H243V75H241ZM261 74H263V81H264V73H261ZM29 75V74H28ZM46 75V74H45ZM64 75H66V74H64ZM69 75H70V73H69ZM98 75V74H97ZM117 74H116V76H118ZM259 75V73H257V76ZM24 76H25V74H24ZM49 76V75H48ZM56 76H57V74H56ZM55 76V77H56ZM103 75L101 74V77L100 78H102V79H104L103 77H102ZM111 76H112V74H111ZM115 76V75H114ZM143 76V75H142ZM141 76V77H142ZM148 76H146V78L148 77ZM22 77V76H21ZM58 77V76H57ZM72 77V76H71ZM75 77H77V76H75ZM86 77L84 78V79H86ZM105 77V76H104ZM109 77V76H108ZM121 77H119V78H121ZM131 77V78H130ZM129 78L130 79H132V76H130ZM134 77V76H133ZM233 77H234V79H233ZM14 78V77H13ZM29 78V77H28ZM33 78V77H32ZM42 78H43V76H42ZM70 78V77H69ZM99 78V77H98ZM97 78V79H98ZM112 78H113V76H112ZM138 78V77H137ZM143 78H145V77H143ZM10 79H12V78H10ZM15 79H17V78H15ZM30 79V78H29ZM28 79V80H29ZM41 79V78H40ZM44 79V78H43ZM42 79V80H43ZM56 80H57V78H55ZM79 79H81V78H79ZM89 80V82L88 81H86L85 83H88V85L90 84V87H88V89H90V90H88V91H93L94 89H92V87H91V85H94V84H91L92 83V80H93V78H91V80H90V78H88ZM110 79V78H109ZM127 79V78H126ZM230 79H233V80H236V82L235 81H232V80H230ZM257 79V80H256ZM5 80V79H4ZM13 80V82H15V80L14 79H12ZM26 80V79H25ZM25 80H23V82L25 81ZM33 80V79H32ZM45 80H47V79H45ZM50 80V79H49ZM52 80V79H51ZM58 80H59V78H58ZM57 80V81H58ZM106 80H107V76H106ZM114 80V79H113ZM123 80H125V79H123ZM122 80V81H123ZM141 80H144V79H141ZM261 80V79H260ZM259 80V81H260ZM6 82H7V79L5 80ZM5 81H3V82H5ZM19 81V80H18ZM18 81H16V82H18ZM21 81V80H20ZM41 81V80H40ZM40 81H39V83H40ZM59 81H61V79L59 80ZM58 81V82H59ZM63 81V80H62ZM79 81V80H78ZM77 81V82H78ZM108 81V80H107ZM121 81V83H123ZM126 81V80H125ZM129 82H130V80H128ZM135 81H136V83H135ZM262 81V80H261ZM43 82H44V80H43ZM55 82V81H54ZM76 82V80H74V83ZM80 82V81H79ZM82 82H84V81H81L80 83L81 84H83ZM98 82H100L99 80H98ZM106 82V81H105ZM110 82V81H109ZM108 82V83H109ZM118 82V81H117ZM145 82H148V81H145ZM150 82V81H149ZM148 82V83H149ZM222 82H223V84H222ZM20 83H22V82H20ZM32 83V82H31ZM42 83V82H41ZM47 83H49L48 81H47ZM64 83H65V81H64ZM67 83V82H66ZM112 83H114V86H115V82H112ZM128 83V82H127ZM148 83H146V85H148ZM8 84H9V80H8ZM15 84V83H14ZM28 85H26V86H29V83H27ZM33 84V83H32ZM46 84V83H45ZM51 84V83H50ZM56 84V83H55ZM73 84V83H72ZM80 84V85H81ZM98 84V83H97ZM103 83L101 82V86H103L102 85ZM142 84V83H141ZM145 84V83H144ZM168 85V86H166V87H164L165 89H167V90H163V89H160V88H156V86L158 87V86H161L162 87V85ZM13 85V84H12ZM17 85V84H16ZM18 85H19V83H18ZM22 85V84H21ZM42 85V84H41ZM40 84H39V86H41ZM58 85H59V83H58ZM78 86V87H82V89L84 88V86ZM99 85V84H98ZM111 85V84H110ZM117 85V84H116ZM122 85V84H121ZM123 85H124V83H123ZM127 85H129V86H133L134 87V85H132V83H131V85H130V83L129 84H127ZM150 85V84H149ZM15 85H13V87H14ZM31 86V85H30ZM29 86V87H30ZM44 86V85H43ZM48 86H49V84H48ZM51 87L53 86V85H50ZM49 86V87H50ZM55 86V85H54ZM85 86H86V84H85ZM107 86H108V84H107ZM126 86V85H125ZM129 86H127V87H129ZM143 86V85H142ZM142 86L140 85V89L142 88ZM151 86V85H150ZM1 87V86H0ZM12 87V86H11ZM18 86H16V88H17ZM32 88H34V86H31ZM36 87H37V85H36ZM45 87V86H44ZM57 87V86H56ZM55 87V88H56ZM68 87V86H67ZM104 87V86H103ZM109 87V86H108ZM107 87V88H108ZM121 87V86H120ZM119 87V88H120ZM152 87V86H151ZM168 87V88H167ZM15 88V87H14ZM13 88V89H14ZM15 88V89H16ZM21 88V87H20ZM19 88V89H20ZM26 88V87H25ZM37 88H39V87H37ZM47 88V87H46ZM53 88V87H52ZM54 88V89H55ZM58 88V87H57ZM59 88H60V86H59ZM86 88V87H85ZM98 88V87H97ZM99 88H102V87H99ZM111 89H112V92H114L115 93V91H113V89L114 88H112V87H110ZM116 88H117V86H116ZM41 89H43V88H41ZM61 89V88H60ZM59 89V90H60ZM64 89H65V87H64ZM81 89V92H80V94L82 95V98H84V96H86L85 95V91L87 92V88L86 89H84L85 91L83 92V90ZM126 89L128 90V92L126 91ZM131 89H133L132 87H131ZM8 90V89H7ZM9 90H10V88H9ZM23 90V89H22ZM44 90V89H43ZM46 90V89H45ZM44 90V91H45ZM51 91L53 90V89H50ZM50 90H49V92H50ZM58 89H57V95H58V91H59ZM62 90H63V88H62ZM116 90V89H115ZM17 90H15V92H16ZM31 91V90H30ZM29 90H27V92H30ZM66 91H68L67 89H66ZM102 91V90H101ZM147 91V92H146ZM12 92V91H11ZM41 92V91H40ZM43 92V91H42ZM46 92V91H45ZM68 92H71V91H68ZM111 92V91H110ZM157 92V91H156ZM223 92H225V93H223ZM21 93L22 94H24V91L22 92L21 91ZM20 93V94H21ZM44 93V92H43ZM47 93V92H46ZM63 93V92H62ZM61 93V94H62ZM99 93H101V92H99ZM154 93H155V90H154ZM165 93H168V94H170L169 95V98L173 95V98L174 99H176V101L179 103V97H180V99L182 100V98H183V100L186 98V97H189L190 99L192 98V101H195V102H197L198 103V105H199V107L195 110H192V111H189V108L191 109V105H192V103H191V105L189 106V108H188V112L190 113V114H188V119L189 118H191L192 119V121L189 123V121H188V119H186L187 117L186 116H184V114H183V116L184 117H186V118H184V117H182L180 114H182L183 112H182V110H180V108H178V109H176V110H178V111H176L175 110V112H177V113H175L176 115L178 114V112L180 111V113L178 114V117H182V118H179V119H183V121L182 120H180V121H178L177 119H175L174 120V116H172L173 118H169V115L167 114L168 113V110L166 111L165 109L166 108H169V104L167 105V104H165L164 105V103H161V104H163V105H161L160 106V97H161V95H164ZM223 93V97H225V98H230L229 100H228V98H227V101H226V99H225V102H223V103H228V107L226 108H224L223 106H225V105H220L221 103H219V105H218V103H213V101L215 100V99H217V100H221V101H223L222 100V98L223 97H221V94ZM226 93H227V95H226ZM229 93H230V95L232 94V96H236L238 99L237 100H235V101H237V102H239V105H238V103H235V104H237V105H235L234 104V99L232 100V102H231V97H229L230 95H229ZM21 94V95H22ZM29 94V93H28ZM34 95V93H31L30 92V95ZM51 94V93H50ZM50 94H49V96H50ZM55 94V93H54ZM53 94V95H54ZM61 94H59V95H61ZM65 94H68V93H65ZM65 94H62V95H65ZM167 94V95H168ZM225 94V95H224ZM16 95H19V93L18 94H15V96ZM20 95V96H21ZM30 95H29V97H30ZM52 95V94H51ZM56 95V94H55ZM56 95V96H57ZM62 95L60 96V97H62ZM70 95V94H69ZM84 95V96H83ZM113 95V94H112ZM9 96V95H8ZM23 96V95H22ZM39 96H40V94H39ZM66 96V95H65ZM73 96V95H72ZM77 97H78V94L76 95ZM96 96V95H95ZM99 96V95H98ZM115 95H113V98H115L114 97ZM119 96H120V98H119ZM24 97H27L26 96V93H25V95H24ZM24 97H22V99H24ZM32 97V96H31ZM41 97V96H40ZM48 96H46V98H47ZM59 97V96H58ZM58 97H56L58 100H60ZM64 97V96H63ZM62 97V99H64ZM69 98H71L70 96H68ZM93 97H94V94H93ZM100 97V96H99ZM112 97V96H111ZM121 97H123V98H125V99H127V101H129V103L127 104V103H124V101L126 102V100H124L123 99V101H122V98ZM165 97V96H164ZM164 97H162V99H163V101H164ZM167 97V96H166ZM165 97V101H167V103H168V98H166ZM28 98V97H27ZM43 98H45V97H43ZM49 98H51V97H49ZM67 98V97H66ZM65 98V99H66ZM97 98V97H96ZM95 98V99H96ZM173 98H171L172 100H173ZM8 99V98H7ZM7 99L5 100V101H7ZM10 99H12V98H9V100ZM22 100L20 97H18L17 98V96H16V98H14V99H12L10 102H9V106L11 107V108H13L14 106H15V104H16V102L18 101V100ZM78 99H79V101H78ZM93 99V98H92ZM161 99V100H162ZM167 99V100H166ZM187 99V98H186ZM189 99V100H190ZM19 100V101H20ZM27 100V99H26ZM25 100V101H26ZM33 100V99H32ZM41 100V99H40ZM43 100H46V99H43ZM48 100H50V99H48ZM58 100H56V101H58ZM67 100V99H66ZM66 100H64V101H66ZM75 100H73V101H75ZM100 100V99H99ZM238 100H241V102L240 101H238ZM35 101V100H34ZM50 101H52V100H50ZM70 100L68 99V103L66 104L67 106H68V108L69 107H71L70 106V102H69ZM71 101H72V99H71ZM72 101V102H73ZM162 101V102H163ZM164 101V102H165ZM184 101H187V100H184ZM24 102V101H23ZM29 102V101H28ZM32 102V101H31ZM44 101H42V103H43ZM113 102V107L114 108H112V106H111V109H113L112 111L110 110V105H111V103ZM145 102V103H144ZM170 102V101H169ZM172 102V101H171ZM188 102H190V101H188ZM27 102H25V104H26ZM37 103V102H36ZM45 103V102H44ZM43 103V104H44ZM49 103V102H48ZM50 103H52V102H50ZM49 103V104H50ZM76 103V102H75ZM91 103V102H90ZM185 103H187V102H185ZM8 104V103H7ZM6 104V105H7ZM29 104H31V103H29ZM39 104H41V103H39ZM46 104V103H45ZM53 104H57V102L56 103H53ZM58 104H61V103H59V101H58ZM80 104V103H79ZM92 104V103H91ZM95 104H97V103H95ZM95 104H94V106H95ZM132 105V107H129L130 105ZM173 104V103H172ZM183 104V103H182ZM188 104V103H187ZM213 105V107L214 108H212V109H210V107H212V105ZM5 105V106H6ZM26 105H28V103L26 104ZM25 105V106H26ZM37 105V104H36ZM47 105V104H46ZM62 105V104H61ZM60 105V106H61ZM75 105L76 104H74V107H75ZM93 105V104H92ZM98 105V104H97ZM96 105V106H97ZM166 105L168 106V107H166ZM174 105V104H173ZM176 105V104H175ZM179 105H180V103H179ZM185 105V104H184ZM194 105V104H193ZM195 105H196V107H197V104L195 103ZM194 105V106H195ZM222 106L223 107V109L224 110H221V112H219L218 111V109H216V107H218V106ZM8 106V105H7ZM24 106V105H23ZM24 106V107H25ZM34 106H35V104H34ZM33 106V104H32V107H34ZM39 105H37V107H38ZM41 106H43V105H41ZM49 105H47V107H48ZM51 106V105H50ZM53 106V105H52ZM51 106V107H52ZM63 106H65V104L63 105ZM66 106V107H67ZM73 106V105H72ZM77 106H78V104H77ZM81 106V105H80ZM94 106H92L93 108H94ZM162 106H165L164 108L162 107ZM182 107H183V105H181ZM203 108H202V107ZM204 106H207V108H204ZM239 106V107H238ZM10 107H9V109H10ZM19 107V105L16 107V108H18ZM21 107V106H20ZM28 107V109L30 108L29 106H27ZM40 107V106H39ZM38 107V108H39ZM55 107V106H54ZM58 107V106H57ZM106 107V108H105ZM159 107V108H158ZM160 107H162V108H160ZM173 107V106H172ZM170 108V109H172V111H173V108ZM177 107H178V105H177ZM188 107V106H187ZM38 108H36V109H38ZM65 108V107H64ZM78 108V107H77ZM92 108V109H93ZM115 108H116V110H115ZM131 108V109H130ZM174 108H176V107H174ZM185 108V107H184ZM195 108V107H194ZM201 108V109H200ZM209 108V109H208ZM4 111H5V109H4V107L2 108ZM1 109V110H2ZM25 109V108H24ZM23 108H21V110L19 111V115L18 116H16V117H18V120L20 119V118H24V116L25 115H23L24 114V110ZM34 109V108H33ZM32 109V111H35V110H33ZM40 109V108H39ZM45 109V108H44ZM55 109V108H54ZM67 109V108H66ZM69 109H71V108H69ZM75 109H76V107H75ZM80 109H82V108H80ZM86 109V108H85ZM146 109H148L147 111H146ZM182 109V108H181ZM206 109H208V110H206ZM236 109H239V111L237 110L236 111ZM247 109H249V111L251 110V109H254V111L253 110H251V112L253 111L254 112V115H251V114H253V113H251L250 112V114H249V112H246L247 114H249V116H251V118L253 119V117L255 116V118H254V120H253V122L250 124V122H249V125H248V121H247V119L245 120L246 121V123L245 124H243V125H241V124H239V123H241L242 121L240 120V119H243V118H238V117H236L235 115L238 113V112H240L239 114H237V116H243L244 115V119L246 118V117H248V115L247 114H243V112H244V110H247ZM0 110V111H1ZM11 110V109H10ZM24 110V111H23ZM50 111V113H53V112H51V108L49 109ZM56 111H57V109H55ZM64 110L65 109H63V111H61V112H64ZM79 110V109H78ZM78 110H76V111H78ZM241 110V111H240ZM255 110H256V115H255ZM9 111V110H8ZM12 111H13V109H12ZM11 111V112H12ZM14 111H15V109H14ZM45 111H47V110H43L42 112H45ZM52 111H54V110H52ZM60 111V110H59ZM74 111V110H73ZM75 111V112H76ZM118 112V114H120V115H122L121 117H120V119L122 120L123 118L124 119H128L129 121H131V123L132 122H137V120H138V123H139V125L141 126V124L143 123V125H145L146 127L148 126V128L150 127L151 129L150 130H155L157 133L156 134H158V138L160 139L159 141L160 142H163V145H164V147L163 146H161L162 148H151V146H147V148L145 147V145L142 143H140L142 146L144 145V149L142 148V149H140V148H136L135 147V142H136V140H135V138L137 139V138H139L140 136H133V135H131V137H135V138H133V140H135V141H131L130 139H132V138H128L129 140H126V141H128V142H125L126 144H124V141L122 142V143H120L119 141L117 142V140L115 139V141H114V138H115V136L116 137H118V138H120V139H122L123 140V138H124V140L125 139H127L126 138V136L129 134V136H130V130H134L135 131V126H133L134 124H132V125H130L129 124V126H126L125 124H124V122H123V124H122V126L121 125H118L117 127L115 126L116 125V122L115 121H113L112 120V116L114 117V113H112V112ZM167 113H166V112ZM171 111V112H172ZM248 111V110H247ZM3 112V111H2ZM6 112V111H5ZM10 112V111H9ZM8 112V113H9ZM28 112V111H27ZM31 112V111H30ZM38 112V111H37ZM67 112H69V111H67ZM71 112V111H70ZM81 112V111H80ZM149 112H152L153 113V115H151ZM157 112H159V113H157ZM160 112H164V113H166L167 114V116H166V114H160ZM237 112V113H236ZM241 112H242V115H241ZM8 113H5V114H8ZM14 113V112H13ZM13 113H11V114H13ZM32 113V112H31ZM38 113H41V112H38ZM48 113V112H47ZM47 113L45 114L46 116H47ZM55 113V112H54ZM56 113H58V112H56ZM155 113V114H154ZM157 113V114H156ZM173 114H174V112H172ZM4 113H3V115H5ZM18 114V113H17ZM26 114V113H25ZM44 114V113H43ZM65 114H66V110H65ZM68 114H70V113H68ZM68 114H66V115H68ZM78 114V113H77ZM80 114H82V113H80ZM86 114H87V111H86ZM89 114V113H88ZM174 114V115H175ZM1 115V114H0ZM9 115V114H8ZM7 115V116H8ZM14 115H15V113H14ZM21 115H23V116H21ZM38 115V114H37ZM42 115V114H41ZM41 115H40V117H41ZM49 115H51V114H49ZM48 115V116H49ZM56 115V114H55ZM53 116V117H51L52 118V120H50L49 119V121H50V123L51 122H56L57 124L59 123V125L58 126H56V127H53V126H55V123H54V125L52 126L53 127V137L52 138H55V137H64V136H66V138H68V136H69V133H72L73 131L72 130H74L75 131V129L73 128V126H72V128L73 129H71V127H69L70 125H68L69 123L67 122V125L68 126H66V124H64V123H62L61 122V119L60 118H57V115L56 116ZM59 115V114H58ZM91 115H89V116H91ZM119 115V116H120ZM154 115H156V118H154L155 116ZM163 116V117H161V116ZM172 114H170V116H171ZM245 115H246V117H245ZM21 116V117H20ZM47 116V117H48ZM59 116H64V113H63V115H59ZM70 116V115H69ZM72 116V115H71ZM70 116V117H71ZM80 116V115H79ZM86 116V115H85ZM118 116V117H119ZM164 116H166V117H168V118H166V117H164ZM190 116V117H189ZM233 117V118H231V119H229L230 117ZM234 116H235V118H234ZM253 116V117H252ZM4 117V116H3ZM2 117V118H3ZM20 117V118H19ZM43 117H44V115H43ZM42 117V118H43ZM46 117V118H47ZM68 117V116H67ZM117 117V118H118ZM133 117H135V118H133ZM139 117V118H138ZM144 117H146V118H144ZM177 117V116H176ZM175 117V118H176ZM11 119H12V117H10ZM9 117H8V121H9V123L6 121V119H4L3 121H5V124L4 123H2L3 121H1L0 122V125L2 126V124H4V125H6V122L8 123V125L9 124H11V121L9 120L10 119ZM23 118H22V120H23ZM32 118V117H31ZM41 118V119H42ZM50 118V117H49ZM56 118H57V120H59V122H57V121H55L56 120ZM64 118V117H63ZM65 118H66V116H65ZM64 118V119H65ZM71 118H73V117H71ZM70 118V119H71ZM115 118V117H114ZM131 118H133V119H131ZM250 117H248V119H251ZM17 118H15V122H17L18 123V121L16 120ZM40 119V118H39ZM40 119V120H41ZM76 119V118H75ZM119 118L117 119V120H120ZM123 119V120H124ZM139 119H142V120H139ZM14 120V119H13ZM21 120V121H22ZM25 120V119H24ZM27 120V119H26ZM29 120H30V118L28 119V121H27V123L29 122ZM46 120V119H45ZM48 120V119H47ZM54 120V121H53ZM73 120V119H72ZM89 120H91V119H89ZM184 120H187L188 121V123H187V121H184ZM48 121V122H49ZM125 121H127V120H125ZM140 121H143V122H140ZM225 121H227V122H229L230 121V123H227V122H225ZM19 122H20V120H19ZM33 122H35V121H33ZM22 123V122H21ZM26 123V125L25 124H20L19 126L21 127V125H22V129L21 128H18L19 129V131H21V133L22 134H20V136L22 137V138H24L25 137V135L27 134H29L30 133V135H29V138L31 137V135H32V137L34 138V140H33V138H32V140L31 141H34V145H32V147H30L31 148V150H32V153H34L35 151H36V149L38 148V146H36V149L34 148L35 147V145L36 144H38L39 143V141H41L40 139L39 140H35V136L37 135V136H42V135H39V134H34L33 132H37V127H36V125L34 124V123H32L31 125H29L30 124V122H29V124H27ZM37 123V122H36ZM49 123V124H50ZM62 123V124H61ZM71 123V122H70ZM77 123V122H76ZM118 123V122H117ZM244 123V122H243ZM13 124V123H12ZM52 124V123H51ZM61 124V125H60ZM79 124V123H78ZM82 124V123H81ZM86 124H90V122L89 123H87L86 122ZM121 124V123H120ZM127 124V123H126ZM18 125V124H17ZM17 125H16V127H17ZM24 125H25V127H24ZM72 125V124H71ZM75 125V124H74ZM93 125V126H94ZM12 126V125H11ZM10 125H9V127H11ZM51 126V125H50ZM91 126V125H90ZM98 126V127H97ZM248 126H251V127H248ZM3 127V126H2ZM2 127H0V129L2 128ZM5 127V126H4ZM3 127V128H4ZM44 127V126H43ZM69 127L71 130H68L67 128ZM80 127V126H79ZM83 127V126H82ZM87 127V126H86ZM5 128H7V127H5ZM12 128H13V126H12ZM14 128H15V125H14ZM13 128V129H14ZM81 128V127H80ZM95 128H93V129H95ZM115 128V129H114ZM140 128H142V126L141 127H139V130H140ZM39 129V128H38ZM43 129H45V128H43ZM47 129H48V126H47ZM46 129V130H47ZM84 129H85V126H84ZM83 129V130H84ZM89 129H91V128H89ZM92 129V130H93ZM147 129V128H146ZM3 130V129H2ZM24 132H23V131ZM41 130V129H40ZM49 130V129H48ZM80 131H82L81 129H79ZM142 130V129H141ZM6 130H3V132H5ZM8 131V130H7ZM9 131H12V130H9ZM16 130H14V132H15ZM44 131V130H43ZM80 131L78 132V133H80ZM87 131L89 132V130L87 129ZM1 132V131H0ZM14 132H12V133H14ZM18 131H16V133H17ZM137 132H139V131H137ZM143 132V131H142ZM145 132V134H143V136L144 135H146V131H144ZM150 132V131H149ZM14 134V136H13V138H14V140L15 139H19L20 140V138H17V137H15V135L16 136H19L18 134H19V132L17 133V134ZM23 133H26L25 135L23 134ZM34 135H33V134ZM82 133V132H81ZM90 133V132H89ZM150 133H153L152 131L150 132ZM1 134H3V133H1ZM11 134V133H10ZM66 134H68V135H66ZM75 133H73V135H74ZM112 134H113V139H112ZM140 134H141V132H140ZM148 134V133H147ZM155 134V133H154ZM7 135V134H6ZM72 135V134H71ZM79 135V134H78ZM85 135V134H84ZM115 135V136H114ZM137 135V134H136ZM153 134H151V136H152ZM1 136V135H0ZM3 136H4V134H3ZM3 136H1V139H2V137ZM8 136H9V134H8ZM11 136V135H10ZM76 136V135H75ZM75 136H74V139H75ZM81 136V135H80ZM83 136V135H82ZM92 136H94V138L92 137ZM143 136H141L140 138H139V141H140V139L143 137ZM146 136H148V135H146ZM145 136V137H146ZM150 136V135H149ZM148 136V137H149ZM154 136V135H153ZM152 136V137H153ZM38 137V138H39ZM43 137V140H45L44 138H45V136H42ZM41 137V138H42ZM70 137L71 136H69V139H70ZM86 137H87V135H86ZM151 137V138H152ZM3 138H6V137H3ZM21 138V140H23ZM28 138V139H29ZM30 138V139H31ZM37 138V137H36ZM37 138V139H38ZM51 138V140L50 141H52V140H54V141H56V138L55 139H52ZM65 138V137H64ZM64 138H62V141H65V140H63ZM65 138V139H66ZM72 138H73V136H72ZM147 138V137H146ZM154 138H156V137H154ZM153 138V139H154ZM27 139V137L24 139V140H28ZM30 139H29V141H21L20 140V143L19 144H17L16 145V147L18 146V148L20 147L21 148V146H19L20 144H22V142H30ZM59 139V138H58ZM79 140V138H76L75 139V141H78ZM114 141H112V140ZM142 139H144V138H142ZM157 139V138H156ZM6 140H10V137H9V139H5V141ZM13 139H12V141H14ZM18 140V141H19ZM68 140V139H67ZM71 140H73V139H71ZM121 140V141H122ZM138 140V139H137ZM144 140H148V139H144ZM152 140V139H151ZM1 141V140H0ZM38 142V143H36V142ZM62 141H60V143L61 144H64V142H62ZM85 141V143L87 142V140H84ZM83 141V142H84ZM138 141V142H139ZM148 141H150V140H148ZM2 143H3V141H1ZM1 142H0V145H1ZM7 143V145L4 143V145H6L7 147H8V149H10L12 146H14V145H10L11 147H9V143H11L10 141L8 142V141H6ZM44 142V141H43ZM58 142V143H57ZM56 143L58 144V146L60 145V143H59V141H57ZM70 142V141H69ZM153 142H155V140H153ZM15 143H17V141L15 140ZM26 143H23V148H24V150L26 149L25 147H24V144H26ZM31 144L33 143V142H30ZM29 143V146H31V144ZM36 143V144H35ZM55 143V144H56ZM71 143V142H70ZM78 143V142H77ZM77 143H75V145L77 144ZM84 143V144H85ZM94 143V144H93ZM147 143H149V142H147ZM150 143H152V142H150ZM14 144V143H13ZM39 144H41V143H39ZM54 144V143H53ZM66 144H68V142H66ZM79 144V143H78ZM77 144V145H78ZM79 144V145H80ZM95 145V146H93V145ZM47 145V144H46ZM69 145H73V143L72 144H69ZM69 145L67 146V149H69L68 147H69ZM75 145L74 146H72V148H71V146H70V148L71 149H75L76 147H75ZM76 145V146H77ZM78 145V146H79ZM128 145H130L131 147H128ZM136 145H138V143H136ZM149 145V144H148ZM150 145H152V144H150ZM2 146H3V144H2ZM2 146H0V148H3V151H5L4 149H7L6 148V146H4V147H2ZM25 146H28V144L27 145H25ZM29 146H28V148H27V150H29L30 148H29ZM34 146V147H33ZM48 146V145H47ZM45 147V149L47 148V150H49L48 149V147ZM56 146V145H55ZM62 146V145H61ZM60 146V147H61ZM63 146H65V144L63 145ZM135 148H134V147ZM15 147V146H14ZM15 147V148H16ZM41 146H39V148H40ZM73 147H75V148H73ZM80 147H79V149H80ZM137 147H139V146H137ZM153 147V146H152ZM13 148V147H12ZM10 149V150H12V153L11 154H13V152H14V155H15V151L16 150H19L18 148L17 149ZM22 148V149H23ZM64 147H61V150L63 149ZM66 148V147H65ZM64 148V149H65ZM132 148H134V149H132ZM145 148H146V150H148V148H150L149 150H148V152L147 153H150V156H149V158H152V159H148V158H142V156L143 157H145L144 156V154H140L139 152H143L144 150H145ZM33 149H34V151H33ZM62 150L61 152L64 154V152H65V150ZM78 149V148H77ZM1 151H2V149H0ZM15 150V151H14ZM31 150H30V154H28V153H26V155L28 156V155H30L29 157H31ZM38 151H39V149H37ZM47 150H46V152H47ZM113 150H115V152L113 151ZM116 150H118L117 151V153H116ZM0 151V152H1ZM2 151V152H3ZM51 151V150H50ZM7 152H9V150L7 151ZM6 152V153H7ZM21 152V155H22V151H20ZM20 152H18L19 153V155H17L18 157L17 158H25V156L26 155H24L23 154V156L22 157H20L21 155H20ZM23 152H28V151H23ZM66 152H68V150L66 151ZM70 152V151H69ZM68 152V153H69ZM70 152V153H71ZM74 152V153H73ZM39 153H41V152H38L37 154H39ZM50 153V152H49ZM53 153V152H52ZM68 153H66V154H68ZM146 153V154H147ZM9 154V153H8ZM10 154V155H11ZM17 154V153H16ZM42 154L44 155V153L42 152ZM46 154V153H45ZM62 154V155H63ZM65 154V155H66ZM118 156H122L123 158H125L124 160H125V164H124V160H123V162H121L122 164H123V166L122 167H120L119 165H122V164H119L118 166L121 168H119L117 165H116V171H115V168L113 167L114 166V164H112L111 165V167H110V165H107V167H106V169H104V167H101L100 166V164H109L110 162H113V163H116L117 161L115 160V158L116 157H118ZM3 155V154H2ZM5 155V154H4ZM33 155V154H32ZM34 155H36V153L34 154ZM40 155V154H39ZM43 155H41V158L43 157ZM47 155V154H46ZM46 155H44V156H46ZM52 155V154H51ZM54 155V154H53ZM61 155V154H60ZM61 155V156H62ZM62 156V157H64V159H65V157L66 156ZM69 155H71V154H68L67 155V157L69 156ZM76 156V158L77 157H80V156ZM114 155H116V156H114ZM151 155H152V157H151ZM5 156H7V155H5ZM12 156V155H11ZM27 156H26V159H28L27 158ZM36 156H38V155H36ZM120 156V157H121ZM10 157V156H9ZM15 157V156H14ZM13 157V158H14ZM34 157V156H33ZM39 157V156H38ZM72 157V156H71ZM113 157H115V158H113ZM121 157V158H122ZM2 158V157H1ZM0 158V159H1ZM6 158H8V157H5V159ZM11 158V157H10ZM17 158H15L16 160H17ZM35 158V160H38L39 158H36V157H34ZM34 158H32V160H34ZM40 158V159H41ZM46 158V157H45ZM48 158H50V157H48ZM55 158V157H54ZM58 158V157H57ZM59 158H61V157H59ZM70 158V157H69ZM5 159H3V161L5 160ZM9 159V158H8ZM12 159V158H11ZM10 159V160H11ZM23 159H21L22 160V163H18V165L19 164H21V168H22V164H24V160ZM30 159V161H31V158H29ZM44 159V157L41 159V160H43ZM53 159V158H52ZM51 159V161L54 163H58V160H56V161H53ZM72 160H73V158H71ZM69 160V162L68 163H73V161L75 160L76 161V159H74L73 161L72 160ZM16 160H14L13 159V161H16ZM19 160V162H21L20 161V159H18ZM17 160V161H18ZM45 160V159H44ZM46 160H48L49 162H51L50 161V159H46ZM77 160H78V158H77ZM84 160H83V162H84ZM112 160V161H111ZM118 161L120 160L119 158L117 159ZM121 160V161H122ZM145 160H148V161H145ZM2 161V160H1ZM67 161L68 160H66V163H67ZM72 161V162H71ZM79 161V160H78ZM116 161V162H115ZM8 161L6 160V163H7ZM11 162H12V160H11ZM27 162H28V160H27ZM27 162H26V160H25V164H27ZM38 163H39V160L37 161ZM37 162H35V163H37ZM42 162V161H41ZM44 162V161H43ZM62 162H63V160H62ZM81 162V161H80ZM3 163H5V162H3ZM14 164H15V162H13ZM31 163V162H30ZM45 163V162H44ZM47 163V162H46ZM54 163V164H55ZM60 163V162H59ZM64 163H65V161H64ZM65 163V164H66ZM76 163H77V161H76ZM79 163V162H78ZM82 163V162H81ZM118 163V162H117ZM119 163H120V161H119ZM127 163V164H126ZM29 164V163H28ZM24 165V167L25 166H29V165ZM41 164V163H40ZM48 164V163H47ZM85 163H82V164H80L79 163V165H84ZM85 164V165H86ZM2 164H0V166H1ZM6 165V164H5ZM17 165V163L15 164V166ZM17 165V166H18ZM48 165H50V163L48 164ZM56 165V164H55ZM75 165V164H74ZM77 165V164H76ZM79 165H77V168L75 167V169H79ZM85 165H84V168H87V165H86V167H85ZM96 167H94V166ZM4 166V165H3ZM31 167L32 166H34V164L32 165H30ZM37 165L35 164V169H37V167L39 166H37ZM41 166H43L42 164H41ZM46 165H44V167H45ZM51 166V165H50ZM9 167H11V170H13L12 168H13V165L11 164V165H9ZM20 166H18V167H16V168H18V172L20 171L21 172V168H19ZM30 167V168H31ZM34 167H32V168H34ZM65 167V166H64ZM74 167V166H73ZM72 167V168H73ZM81 167V166H80ZM114 169H113V168ZM15 167H14V170L15 171H17V169H16ZM26 168V167H25ZM25 168H23V170L25 169ZM30 169V170H32V172L34 171V169ZM48 167H46V168H43V170L45 169V172H46V169H47ZM51 168H53V167H51ZM57 168V167H56ZM69 168H71V167H69ZM68 168V169H69ZM72 168L70 169L71 171H69V172H71L72 173V175H73V171H72ZM20 169V170H19ZM27 169H29V168H27ZM41 169V167L39 168V169H37V170H35L34 171V173H36V174H39L40 172L42 173V169ZM50 169V168H49ZM63 169V168H62ZM67 169V168H66ZM67 169V170H68ZM75 169H73V170H75ZM81 169H83V166L79 169V170H81ZM1 170H2V168H1ZM8 170V169H7ZM7 170H5V171H7ZM22 170V171H23ZM29 170V171H30ZM38 170L40 171V172H38ZM52 170V169H51ZM60 170V169H59ZM64 170V169H63ZM66 170V172H64V173H66L67 174V171ZM9 171H10V168H9ZM15 171H13V174L15 173ZM27 171V170H26ZM29 171H27V172H29ZM38 173H37V172ZM50 171V170H49ZM49 171H47V174H48V172ZM53 171H56V170H54V168H53ZM53 171H51V173L53 172ZM77 171V170H76ZM89 171H90V173H89ZM19 172V174H22V173H20ZM31 171H30V173H32ZM45 172H43V174H41L42 176L44 175V176H49V175H47V174H44ZM57 172H60V171H56V173H52V175L53 176H56V177H58V180L59 179H63V180H59V182H63L62 184H63V187L62 188H65L66 189V187L64 186V179L65 180H67L66 181V184H67V182L70 184L71 182V178H73L74 180H76L75 179V176L74 177H72V176H70V175H68V176H70L69 177V179H70V181H68L69 179H66V178H63L64 176H62V178L60 177L61 175H65V174H62V172H60L59 174H57ZM1 173V172H0ZM3 173L4 172H2V175L1 176H3ZM7 173H9V172H6V174ZM25 174H26V172H24ZM23 173V175L24 176H21V177H23V179H21V181L22 180H25L27 177H25V174ZM30 173H28V175L26 174V176H29L30 175ZM33 173V174H34ZM76 173V172H75ZM74 173V174H75ZM94 173V174H93ZM121 173H122V175H121ZM12 174V173H11ZM12 174V175H13ZM15 174H18L17 172L15 173ZM56 174V175H55ZM69 174V173H68ZM4 175H5V173H4ZM40 174L38 175L39 177H38V179H43V178H40V176H41ZM51 175V176H52ZM58 175H60V176H58ZM8 176V175H7ZM11 176V175H10ZM9 176V177H10ZM16 177V175H13L12 177ZM36 176L37 175H35V178H36ZM41 176V177H42ZM50 176V177H51ZM66 176V175H65ZM68 176H67V178H68ZM18 178L17 179H19V176H17ZM54 178V179H57V178ZM25 178V179H24ZM45 178V177H44ZM1 179H3V178H1ZM0 179V180H1ZM5 179V178H4ZM7 179V178H6ZM4 180L3 182L5 183H3V186L5 187V185L8 183V182H6V181H8V180ZM11 179V178H10ZM16 179V181H18V183H19V181L20 180H17ZM36 180V181H38L39 182V180ZM47 179H50V178H47ZM53 179V178H52ZM29 180H33L34 181V179L33 178H31V179H28L27 178V182L29 181ZM73 180V181H74ZM11 181H12V179H11ZM10 181V182H11ZM34 182L35 183V185H37L36 183L37 182ZM1 182V181H0ZM9 182V183H10ZM23 182H25V181H23ZM22 182V184H24L25 185V183H23ZM29 182H31V181H29ZM42 183L40 184L39 183V186L41 187V185L43 186V187H41L40 188V191H39V188H35L37 191H39L38 193L39 194H37L36 192V190H34V192H32V190L34 189L33 187H35L34 185H33V183L31 182V184L33 185L32 186V190H31V192H29V193H33V194H28L27 195V197H25L26 199L24 200V197H23V199L22 200H20V199H15V200H8V199H10V198H8V199H5V201L6 200H8L7 202H5L4 201V197H6V193L8 192V190H9V187L12 185H10L9 187L8 186H6V187H8V190H7V188L5 187V189H4V187H3V189L1 188L0 189V192H1V190L2 191H4L5 193H1V195H0V200H2V201H0V211L2 210V209H6V210H8L7 212H9L10 210H14V212L16 211L15 209H17V210H19V208L20 207H22L23 206V209L22 208H20L21 210H24L25 208V206L27 205L28 206V204H35L37 201V203H39L40 201H41V198L42 199H45L44 197H46L49 201L48 202H44V201H41L40 203H39V205H37V206H39V208L37 207V206H33V205H31V206H33L35 209L33 210L32 208L33 207H30V206H28V208L30 209L31 208V211L29 210V211H27L26 209H27V207H26V209H25V211L23 212V211H21L20 212V210L19 211H17L18 213L20 212L21 214H18V215H11V216H15V217H17L18 218V216L20 215H23V217H27V218H30V217H32L33 216V214L32 213H34V212H37V213H39L38 211H41L40 213H48V214H52L51 216H54V215H57V214H59V212L61 213V210H62V212H63V209L66 211V210H79V212H80V209L82 210L83 209V204L81 203V200H76V195H73V196H70V197H74L73 199H75V200H73L72 198L70 199V197L69 198H66L64 195V197H62V196H59L58 194H60V192H57L58 194H56L55 193V191H58L59 190V188L61 187V184L60 183H58L57 184V182H55V181H53V180H46V178H45V180L43 179L42 181H41ZM2 183H0L1 184V187H2ZM16 184H17V182H15ZM30 184V183H29ZM30 184V185H31ZM68 184V185H69ZM7 185H9V184H7ZM20 185V183L17 185V188H19L18 186ZM24 185H22V186H24ZM28 185V183L26 184V186ZM29 185V187H31ZM76 185V186H77ZM16 186V185H15ZM21 186V185H20ZM72 186V183L70 184V186L69 187H71ZM83 186V185H82ZM85 186V185H84ZM89 186V185H88ZM12 187V186H11ZM14 187V186H13ZM36 187H38V186H36ZM68 187V186H67ZM72 187H74V186H72ZM71 187V190L70 191H72V192H76V191H74V190H72L73 188ZM80 187V186H79ZM79 187L77 188V189H79ZM86 187V186H85ZM91 187V188H92ZM83 188V187H82ZM81 188V189H82ZM88 188V187H87ZM12 189V188H11ZM15 189V188H14ZM21 189V188H20ZM20 189H16L17 190V192L20 190ZM58 189V190H57ZM97 189V190H98ZM7 192H6V191ZM21 190H24V189H21ZM28 190V189H27ZM29 190H30V188H29ZM28 190V191H29ZM64 190V189H63ZM62 190V191H63ZM67 190V189H66ZM65 190V191H66ZM11 191V190H10ZM9 191V195H11V192ZM36 191V192H35ZM61 191V190H60ZM64 191V192H65ZM67 191H69V189L67 190ZM79 191V190H78ZM85 191V190H84ZM92 191V192H93ZM12 192H15L16 193V191H12ZM20 192V191H19ZM23 192V191H22ZM24 192H25V194H24ZM24 192H23V194L22 195H26L28 192H26L25 190H24ZM80 192V191H79ZM78 192V193H79ZM86 192V191H85ZM87 192H89L90 193V190L88 191L87 190ZM86 192V193H87ZM65 193H67V192H65ZM69 193V192H68ZM14 194V193H13ZM12 194V195H13ZM17 194V193H16ZM16 194L14 195V196H16ZM19 194V193H18ZM17 194V195H18ZM58 195V196H56V195ZM62 194V193H61ZM64 194V193H63ZM75 194V193H74ZM79 194H81V193H79ZM7 196V197H10V196ZM11 195V197H14V196H12ZM20 195V194H19ZM70 195V194H69ZM82 195V194H81ZM80 195V196H81ZM80 196L78 197V198H80ZM93 196V195H92ZM19 197V196H18ZM17 197V198H18ZM20 197H22L21 195H20ZM82 197H85V196H82ZM87 197V196H86ZM98 197V196H97ZM65 198V199H64ZM89 198V197H88ZM12 199H14V198H12ZM24 200V201H23ZM86 200H88V199H86ZM90 200H88V201H90ZM11 201V202H10ZM47 201V200H46ZM80 201V202H79ZM83 201V200H82ZM87 201V202H88ZM66 203V204H64L63 205V203ZM85 202V201H84ZM89 204H88V206H89ZM85 206V205H84ZM128 206H126V207H128ZM87 208H89V207H87ZM86 209V208H85ZM5 210V211H6ZM152 210H153V212L155 211V213L153 214V212H152ZM83 211V210H82ZM90 211V210H89ZM115 211V210H114ZM148 211H150V212H148ZM12 212V211H11ZM72 212V211H71ZM112 212V211H111ZM117 212V211H116ZM148 212V217H146V213ZM152 212V213H151ZM1 213V215L0 216H2V212H0ZM10 213V212H9ZM9 213H6V216H8V214ZM42 213V214H43ZM65 213V212H64ZM68 213V212H67ZM84 213V212H83ZM149 213H150V216H149ZM3 214H4V212H3ZM35 214V213H34ZM40 215V217L41 216H43V215ZM132 214V213H131ZM152 214V215H151ZM44 215H46V214H44ZM145 215V216H144ZM19 216V217H20ZM128 216V217H129ZM9 217V216H8ZM8 217H6V218H8ZM14 217V218H15ZM39 217V216H38ZM48 217V216H47ZM127 217V216H126ZM133 217V218H132ZM145 217V218H144ZM13 218V217H12ZM118 218V217H117ZM33 219H35V218H33ZM38 219V218H37ZM103 219V218H102ZM137 219V218H136ZM7 220H9V219H7ZM21 220H24V218L23 219H21ZM21 220H18V221H20L19 222V224L20 223H25L26 221H30V219L29 220H27L26 218H25V220L26 221H24V222H21ZM39 220V219H38ZM118 220V219H117ZM126 220H128V219H126ZM125 220V221H126ZM101 221V220H100ZM129 221H126V222H129ZM28 222H26V223H28ZM123 222V221H122ZM35 223H37L36 221H35ZM123 223H125V222H123ZM4 224V226H5V223H3ZM23 224H20L21 226L23 225ZM29 224H32V221H31V223H29ZM0 225L2 226V224H1V222H0ZM26 225V224H25ZM25 225H23V229L22 230H25L24 229V226ZM28 225V224H27ZM33 225V224H32ZM112 225V224H111ZM21 226H19V228L21 227ZM30 226V225H29ZM6 227H8V225L6 226ZM5 227V228H6ZM110 227V228H111ZM1 228V227H0ZM109 228V227H108ZM2 229H3V227H2ZM7 229V228H6ZM6 229H4V230H6ZM9 229V228H8ZM27 229V228H26ZM117 229V230H116ZM12 230V229H11ZM116 230V231H115ZM1 231V230H0ZM9 231V230H8ZM27 231V230H26ZM7 233V232H6ZM9 233V232H8ZM117 233V234H116ZM119 233H122V235H119ZM115 234V235H114ZM139 234H141L142 235V237H140L139 236ZM2 235H6L5 233L4 234H2ZM113 235H114V237H113ZM0 237H1V234H0ZM5 237V236H4ZM2 239V238H1ZM3 240H4V238H3ZM6 240V239H5ZM1 241V240H0ZM107 241V242H108ZM4 242V241H3ZM1 243V242H0ZM67 243V242H66ZM93 245V244H92ZM65 247V246H64ZM68 247V246H67ZM79 247V246H78ZM93 247V246H92ZM97 247H96V250H97ZM57 248V247H56ZM81 248V247H80ZM82 248H83V245H82ZM94 248V247H93ZM67 249H69V248H67ZM71 249V248H70ZM73 249V248H72ZM75 250V249H74ZM76 250H77V248H76ZM79 250V249H78ZM81 250V249H80ZM85 250V249H84ZM84 250H82V251H84ZM89 250V249H88ZM92 250H94V249H92ZM38 251V250H37ZM41 251V250H40ZM39 251V253L40 254H42V252H40ZM73 251V250H72ZM90 251V250H89ZM68 252H70L69 250H68ZM73 252H75V251H73ZM77 252H79V251H77ZM88 252V251H87ZM93 252V251H92ZM48 254V253H47ZM81 254V253H80ZM156 255V257H153V255ZM36 255H37V253H36ZM70 255V254H69ZM48 256V255H47ZM78 256V255H77ZM44 257H46L45 255H44ZM44 257H43V259H44ZM47 259V258H46ZM45 259V260H46ZM134 259V260H135ZM15 260H16V258H15ZM24 260V259H23ZM45 260H43L44 262H45ZM49 260V259H48ZM70 260H72V259H70ZM74 260V259H73ZM127 260H128V258H127ZM143 260V259H142ZM149 260L151 261V257L149 258ZM148 260V261H149ZM50 261V260H49ZM69 261V260H68ZM76 261V260H75ZM120 261V260H119ZM119 261H117V262H119ZM140 261H141V259H140ZM144 261H145V259H144ZM147 261V260H146ZM22 262V261H21ZM43 262V263H44ZM73 262V261H72ZM121 262V261H120ZM136 262V261H135ZM143 262V261H142ZM39 263V262H38ZM47 263V262H46ZM141 263V262H140ZM144 263V262H143ZM147 263V262H146ZM145 263V264H146ZM2 264V263H1ZM74 264H76V263H74ZM139 264V263H138Z\"/></svg>", "mask_w": 264, "mask_h": 264}, {"label": "rangeland", "instance_id": "obj_2", "mask_svg": "<svg viewBox=\"0 0 264 264\" xmlns=\"http://www.w3.org/2000/svg\"><path fill=\"white\" fill-rule=\"evenodd\" d=\"M20 1H22V0H20ZM41 0H37V3H36V5L35 6H37V5H39V3H44V2H49V4L50 5H52L51 7H53V8H49L48 9V13H50V15L45 11V14H43V15H40L39 17H40V24H37L36 26L37 27H34L35 28V30H34V28L33 29H31L32 30V32H30V33H28L29 31H31L30 30V27H31V25L32 24H34L35 22H37V19H39V17H36V16H34L35 14H33L32 16H31V14L28 16V14L29 13H33V11H35L36 9H37V7H36V9H35V7L34 8H31L30 10H27L29 13L28 14H26V15H24L23 16V19H22V17H20L21 18V20H23V21H21L20 20V18L19 17H14V18H11L10 16H6V12L9 10V8L11 7L12 8V6L14 7V5H15V0H0V7H2L3 5H9L10 7H8V10L5 12V8H2V9H4L3 11H4V13L1 11V8H0V17H2V16H6L7 17V19H6V17L4 16V17H2V18H0V43L2 44H0V46L1 47H3L2 49H1V47H0V110L4 107V109H5V111L2 109L1 111H0V120L1 121H3L4 119H6V121L9 123V121H8V117L10 118V117H12V119L10 118L9 120L11 121V124H9L10 126L12 125L13 126V128H14V125H15V128L13 129L12 128V126L11 127H9V125H8V123L6 122V125H4L5 124V121H3L2 123H4V124H2V126L4 127H7V128H3L1 125H0V127H2L1 129H0V135L1 136H3V134H4V136L3 137H6V138H3L2 137V139H1V136H0V140L1 141H3V143L1 142V145L0 146H2V144H3V146L2 147H4V146H6L8 143L6 142V141H10L11 143H9V147H11L12 145H14L15 147H16V145L17 144H19L20 143V140H21V138L23 137H21L20 136V134H22L21 133V131H19V129L18 128H21L22 129V125H21V127L19 126L20 124H25L26 125V123H27V121H28V119L30 118V120H29V122H30V124H29V122L27 123V124H29V125H31L32 123H34L35 125H36V127H37V132H33L34 134L36 133V134H39V135H42V136H45V140H43V137L42 136H37L36 134V136H35V140L37 141V140H41V141H39V143H41V144H39L38 142H36V143H38V144H36L35 145V149H36V146H38V148L37 149H39V151L36 149V151L34 152V153H32V150H31V148L30 147H32V145H34V141H31L32 140V138L34 137H32V135H31V139L29 138V135H30V133L27 135L26 133H23L24 135H25V137L24 138H22L23 140H21V141H29V139H30V142H33L32 144L30 143V142H22V144H20L19 146H21V148L19 147L18 148V146L15 148L14 146H12L11 148L12 149H19V150H14L15 151V155H14V152H13V154H11L12 153V150H10V149H8V147L6 146V148L7 149H4L5 151H3V148H0V149H2V151L0 152V164H2L1 166H0V179L1 178H3V179H1L0 181V183H2L6 178V180H8V181H6V182H8L7 184H9V185H5V187L6 186H10L11 184V186L9 187V190H8V187H6L7 188V190H8V192L6 193L7 195H6V197H4V201H5V199H8V198H10V199H8V200H15V199H20V200H22L23 199V197L25 196V197H27V195L28 194H33V193H29V192H31V190H32V192H34V190H36L35 188H39V191H40V188L41 187H43L42 185H41V187L39 186V183L41 184L42 182V180L44 179L45 180V178H46V180H53V181H55V182H57V184L58 183H60L61 184V187L59 188V190L58 191H55V193L56 194H58L57 192H60V194H58L59 196H62V197H66V198H69L70 196H73V195H76L75 197H76V200L78 199V200H81V203L83 204V211L80 209V212H79V210H64L63 209V212H62V210H61V213L59 212V214H57V215H54V216H51L50 214H48V213H40L41 211H38L39 213H37V212H34V213H32L33 214V216L32 217H30V218H27V217H23V215H19L18 216V218L17 217H15L16 215H18V214H21L20 212L21 211H25V209H26V207H27V211H31V208L29 209L28 208V206H30V207H35V206H37V205H39V203L41 202V201H44L45 199L47 200H45L44 202L46 203V202H48L49 200L46 198V197H44L45 199H42L41 198V201L39 202V203H35L34 205L33 204H31V205H33V206H31L30 204H28V206L26 205L24 208V210H21L20 208H22L23 209V206L22 207H20L19 208V210H20V212L18 213L17 211H19V210H17V209H15L16 211L14 212V210H10L9 212H7L8 210H6V209H2L0 212H2V216H0V222H1V224H2V226L0 225V234H1V237H0V264L2 263V264H74V263H76V264H84V262H78L77 263V258L80 256H82V255H84V256H82L84 259H85V256L87 257V253H88V256L89 255H95L96 253H95V251L98 253V249H99V251H101V249H103V248H105L108 244H109V241H110V234L111 233H113V230L115 229V227L116 226H114V228H112L111 226H113V225H117V229L118 228H120V226L122 225V226H124V224H126V223H130V221H133V220H140V219H143V218H140V215H143V214H138L139 215V218L138 217H136L137 216V214L135 215L134 214V212H137V211H133V208L131 207V206H128V205H126V206H128V207H126V206H119L118 208H113V209H108V210H102V212H101V210H100V212H96V211H92V209H90L91 208V204H89V202H92L91 200H90V198L91 197H94L95 196V198H96V201L97 202H99V199H100V196L99 195H101V193H100V189H96V188H94V190L96 191V192H94L93 191V187H92V184H84L83 182H81V184H75V185H73L74 183H76V181H77V183H79L78 182V178H77V176L78 175H80V174H82V173H80L79 174V171H82L83 170V173H84V171H85V169H87V171H85L87 174H88V167H89V170L91 171V165H90V163H89V166H88V163L86 164V162H85V150H84V148L86 149V146L87 147H89L87 144H90V146H91V143H92V138L90 137L91 135H93V133H94V136L96 137V135H97V137L96 138H98V136L100 135V134H102V135H100V137L102 136V137H104L105 135L107 136V133H105L106 131L103 129V131L104 132H102V128H101V126H97L98 127V129H96L95 127V120H93L94 118L92 117V115H91V113H92V111H91V113H90V111H88V107L86 106L85 108H84V106L82 105V100L83 99H85L86 101H88L89 102V104L91 105L90 106V109L89 110H93L94 111V109L96 108V107H98L99 106V108H96L95 110H98V109H100V106L102 105L103 106V104H101V97H103L104 95H102L103 93V91L104 92H107V93H112L113 95H115L114 97L115 98H113V95L111 94V96L109 97L110 98V100L111 101H114L116 98H118V95H121V96H124L121 92L120 93H118L117 92V94H116V91H117V89H125V88H127V89H129L130 91L131 90H138V89H136V85L137 84H133V82H134V79L133 78H135V80L137 81V83L139 84L140 82L142 83H140L138 86H137V88H139V90H141L142 91V89H143V91H145V90H147L149 87V89L148 90H151V89H154L155 90V93H154V90H153V92H151V91H148V93H150V94H152V95H155V94H157V93H159L158 92V90L157 89H155V87L153 88V86H155L154 85V83H153V85L151 84L152 83V80L151 79H149V68L150 67H148V65H149V63H148V65H147V62H146V57L145 58H143L142 56H140L141 54L143 55V56H145L144 55V53L146 54L147 52L149 53V51H150V48L146 51H143V48L142 47H144L143 45H141V44H139V41H137V43L136 44H134V42L136 41V40H138V38L136 37V36H134V35H136V34H134L135 32V30L133 29V27L132 26H130V22H129V20H131L134 16L132 15V14H134L135 15V13H134V11H135V9L137 8L136 6H138V5H136V6H134L135 7V9H134V7H133V9L131 8H129V7H132L133 6V4H131L130 5V3H134L133 2V0H125V1H123V4H121L120 5V9L118 8V9H114V7H113V4H114V6H115V3L114 2H110V3H106V4H102V5H99L95 0H90V4H89V0H57V2H56V4L54 5V3H55V0H43L42 2H40ZM67 1V2H66ZM78 1V2H77ZM131 1V2H130ZM138 1H140V0H136L135 1V4H137V2ZM146 1V3L147 4H144L143 3V1H140L141 3H140V6H138V7H141L142 5H143V7H145V8H147V9H145V8H143V9H145V11L143 10V11H141L142 13H144V14H149L148 16L149 17H151V18H154V16L153 15H156V14H153V12L152 11H157L158 10V12H160L159 14H161V25H162V27H163V29H166L165 31L163 30L162 32H163V36H162V39H161V41L163 40H165V39H172V38H174L175 36H179L180 37V42H179V40H178V38L177 37H175L174 38V44H176V41H175V39L176 40H178L177 42H178V45L180 44H182V45H185L184 47L182 46H177V48L179 47V48H184V49H182L181 51L179 50V52H178V49H176V48H174V46H173V48L175 49V50H173L172 49V47H171V50L174 52H168V53H171L172 54V57L173 58H175V56L177 57V59H179V58H181L182 59V57H183V59H185V57L184 56H186L187 54L189 55V54H191V53H193L191 50L193 49L194 50V45L192 44V40H190V39H192L193 38V40L196 38V40H197V42L198 43H200V44H214L213 45V47H212V45H210L214 50H215V55H213V53H211V54H209L212 58H214V59H220V60H222L223 61V63L225 62V67L224 68H216V72L217 73H215V69L213 70H211V69H209V68H206V69H204L203 67L201 68L200 67V65L198 64V65H196L197 67H195L194 66V68L196 69H194L193 70V72L195 73V71H196V74L198 75V71H199V75H200V73L201 72H203V74L205 75V74H207V75H212V76H222L221 78H218L219 80H228L229 78H231L232 76H234V77H236L237 75L239 76L240 74H236V73H234V75L232 74V75H230V77L229 76H227V73H225V72H227V71H231V69H232V73H233V71L234 72H237V70L239 69L240 70V68L242 69V70H240V72H244V70H243V68H245V67H243V66H241L240 65V68H239V64H241L242 62L241 61H244V59L242 58V57H244L245 56V59H247V57L246 56H248L249 55V61H250V58H253V56H257V52H255L256 50V47L258 48V47H260L259 49H262V47L261 46H264V45H262V44H264L263 42H264V37H261L262 35L264 36V18H262V17H264V0L262 1V0H255V1H257V2H255L254 0L252 1V0H238V2L236 1V0H151V1H149L148 0V2H147V0H145ZM144 1V2H145ZM157 1V2H156ZM161 1H163V2H161ZM198 1V2H197ZM201 1V2H200ZM218 1H220V2H218ZM222 1H223V6H225L224 7V9L225 10H227V13L228 12H230V10H231V12H230V14L228 13V14H225L224 12H225V10L223 9V6H222ZM230 1V2H229ZM232 1V2H231ZM236 1V2H235ZM243 1V2H242ZM5 2V3H4ZM7 2V3H6ZM39 2V3H38ZM76 2V3H75ZM128 2V3H127ZM151 2V3H150ZM154 2H155V4H154ZM167 2H169V3H167ZM174 3V4H172V5H174V6H170L169 4H171V3ZM176 2L178 3V5H180V6H178L177 4H176ZM262 2V3H261ZM4 3V4H3ZM58 3V4H57ZM66 3V4H65ZM87 3V4H86ZM153 4V5H150V4ZM211 3V4H210ZM212 3L214 4L213 6H212ZM245 3V4H244ZM11 4V5H10ZM69 4V5H68ZM74 4H75V6H76V4H77V6L75 7L74 6ZM81 4V5H80ZM83 4H85L86 6L88 5L89 7H87L88 8V10H87V8H86V6L85 5H83ZM109 4V5H108ZM128 4V5H127ZM134 4V5H135ZM138 4H139V2H138ZM150 5V6H152L153 8H151V9H149V7H147V5ZM158 4V6H156ZM207 4H209V5H207ZM221 4V5H220ZM232 4V5H231ZM236 4H238L237 6H236ZM246 4H249V5H246ZM261 4V5H260ZM57 5V6H56ZM60 7H59V6ZM70 6V7H68V6ZM72 5L74 6V9H73V7H72ZM79 5V6H78ZM93 5H95V6H93ZM97 5V6H96ZM106 5V6H105ZM130 5V6H129ZM148 5V6H149ZM183 5H185L186 6V8H185V6H183ZM217 5V6H216ZM233 5H235V7L233 6ZM241 7H240V6ZM243 5V6H242ZM251 5V6H250ZM62 6H63V9H62ZM64 6H66V7H64ZM117 6V5H116ZM115 6V8H117ZM164 6H168L167 8H169V9H166V7H164ZM178 6V7H177ZM184 8H183V7ZM221 6V7H220ZM249 6L251 7V8H249ZM258 6V7H257ZM5 7V6H4ZM54 7H56L55 9H54ZM58 7V8H57ZM78 7V8H77ZM85 7V9L83 10V8ZM111 7V8H110ZM113 7V8H112ZM161 7V9L164 7V11H162L161 9H159ZM171 7H172V9L173 10H171ZM232 7H233V10H234V12H236L234 15L232 14V12H233V10H232ZM240 7V8H239ZM243 7V8H242ZM253 7H255V8H253ZM68 10H67V9ZM79 9V11H77V9ZM94 8V9H93ZM97 8V9H96ZM179 8H180V11H179ZM182 8H183V10H182ZM217 8V9H216ZM221 8H222V10H224V11H222L221 10ZM235 8V9H234ZM242 8V9H241ZM244 8H245V10H244ZM250 10H249V9ZM35 9V10H34ZM54 9V10H53ZM64 9H66V13H65V10ZM114 9V10H113ZM149 9V10H148ZM165 9H166V12H165ZM178 9V10H177ZM189 9V10H188ZM215 9H216V11L218 10V9H220V10H218L217 12L215 11ZM53 10V11H52ZM94 10H97L96 11V14H95V11L93 12ZM101 10V11H100ZM111 10H113L112 12H114V11H117V14H116V12L115 13H112L111 12ZM119 10H120V12H119ZM122 10V11H121ZM160 10V11H159ZM167 10H169V12H170V10L171 11H173V12H170L169 14H173V16H174V18L175 17H177V14H181L182 15V17L184 16V14L186 15L185 17H183V18H185V19H181L182 17H181V15L178 17V20H177V18L176 19H174V18H168L167 19V17H171L172 15H169V14H167L168 12H167ZM175 10V11H174ZM177 10V11H176ZM181 10H182V13H181ZM186 10V11H185ZM213 10V11H212ZM262 10H263V12H262ZM32 11V12H31ZM62 13H61V12ZM71 13V14H68L69 12ZM81 11V12H80ZM82 11L84 12V13H82ZM214 11H215V13H214ZM220 11V12H219ZM262 13H261V12ZM52 12H54L53 14H52ZM68 12V13H67ZM76 12H80V13H76ZM91 12H93V13H91ZM101 12V13H100ZM119 12V13H118ZM124 12V13H123ZM158 12H155V13H157L158 14ZM183 12H184V14H183ZM192 12H194L195 14H193ZM257 12H258V14H257ZM3 13V14H2ZM8 13V12H7ZM56 13H57V15H56ZM61 15H60V14ZM65 13V14H64ZM91 13V14H90ZM123 13V14H122ZM132 13V14H131ZM151 13H152V15H151ZM163 13V14H162ZM189 13V14H188ZM220 13V14H219ZM261 13V14H260ZM1 14H2V16H1ZM47 14V15H46ZM90 14V15H89ZM99 14H101V15H99ZM122 16H121V15ZM128 14H130V15H128ZM156 15V17H160V15ZM168 16H167V15ZM222 14H224L225 16H223ZM237 14V15H236ZM45 15V16H44ZM56 15V16H55ZM60 17H59V16ZM95 17H94V16ZM103 15H105V17H103ZM151 15V16H150ZM165 15V16H164ZM189 15H190V17H189ZM194 15V16H193ZM214 15V16H213ZM227 15H229V16H227ZM234 17H233V16ZM249 15V16H248ZM253 15V16H252ZM59 18H58V17ZM72 18H71V17ZM75 18H74V17ZM85 18H84V17ZM87 16V17H86ZM94 17L93 19L92 18H90V17ZM106 16L108 17V19L106 18ZM115 16H117V19L116 18H114ZM132 16V17H131ZM167 16V17H166ZM172 16V17H173ZM216 16L218 17H220V16H222V17H220V18H222V19H224L225 17L227 18V17H229V19H225L226 21L227 20H229L228 22H230V24L227 22L226 23V21H225V23H224V21L222 20H220L219 19V17H218V19L216 18ZM237 16H239V18H237V20H236V17ZM246 16H248V19H247V17ZM252 16V17H251ZM24 17H26V18H24ZM32 17V18H31ZM53 17V18H52ZM57 17V18H56ZM67 17V18H66ZM79 18L80 17V21L79 20H77L76 18ZM82 17V18H81ZM99 17H101V18H99ZM105 18L107 21H105L103 18ZM120 17V18H119ZM125 17H126V21H128L130 24H128V22H125V23H127V24H123V26H122V24H120L119 22H120V20L121 21H123L124 19H125ZM158 17V19H159V21H160V18ZM163 17L165 18V19H163ZM181 17V18H180ZM192 17V18H191ZM215 17V18H214ZM230 17H233V18H230ZM245 17H246V20H245ZM258 17H260L261 18V20H259V18ZM20 20H18V19ZM28 18H31V19H28ZM45 18V19H44ZM52 20H51V19ZM69 18V19H68ZM112 18H113V20H112ZM119 18V19H118ZM127 18H130V19H127ZM179 18H180V20H179ZM188 18V19H187ZM191 18V19H190ZM258 18V19H257ZM11 19V20H10ZM15 19V20H14ZM27 19V20H26ZM58 19V20H57ZM71 19H73V20H71ZM90 19V20H89ZM94 19H95V21H94ZM103 19V20H102ZM116 19V20H115ZM123 19V20H122ZM155 19V18H154ZM172 19H174V20H172ZM217 21H219V22H217L218 23V25H220V27L217 25V23H215L216 22V20ZM231 19V20H230ZM5 20V21H4ZM7 20H9V21H7ZM14 20V21H13ZM43 20H44V22H43ZM51 20V21H50ZM61 20V21H60ZM65 20V21H64ZM82 20V21H81ZM85 20H87V21H85ZM91 20H92V22L94 23H92L91 22ZM99 21V23H98V21ZM155 20H157V18L155 19ZM164 20H165V22H164ZM176 20V21H175ZM194 20V21H193ZM203 20H205V21H203ZM215 22H214V21ZM243 23H241L240 21ZM254 20V21H253ZM263 20V21H262ZM31 23L30 25H28L27 23ZM32 21H34V22H32ZM53 21H55V22H53ZM69 21H72V23L71 22H69ZM79 23H78V22ZM85 21V22H84ZM91 23H90V22ZM158 21V20H157ZM174 21V22H173ZM181 21H183V22H181ZM190 21V22H189ZM239 21V22H238ZM248 21V22H247ZM19 22V23H18ZM24 22V23H23ZM38 22V23H39ZM51 22V23H50ZM59 22V23H58ZM62 22H64L63 24H62ZM65 22H66V24H65ZM67 22H69V23H67ZM103 22V23H102ZM106 22V23H105ZM245 22V23H244ZM259 22H261L260 24H259ZM17 23V24H16ZM23 24V25H21V24ZM27 25H26V24ZM45 23V24H44ZM58 23V24H57ZM74 23H76L77 25L76 26H74L73 24ZM82 23H84V24H82ZM117 26V23H118V25L120 26V27H116L114 24ZM251 25H253V26H251ZM3 24V25H2ZM20 24V25H19ZM42 24V25H41ZM47 24V25H46ZM52 26H51V25ZM91 24V25H90ZM112 26H111V25ZM195 24H197V25H195ZM228 24H229V26H228ZM239 24V25H238ZM240 24L242 25V26H240ZM38 25H39V27L42 29L43 27V29L45 30H41L39 27H38ZM50 25V26H49ZM65 25H71V26H65ZM84 25V26H83ZM85 25H86V27H85ZM109 27H111V28H109ZM124 25H126V26H124ZM127 25H128V27L131 29H133V32H132V30L130 31V36H129V34H128V36H127V33H129V31L126 33V31L125 30H129V28L128 29H126L127 28ZM164 25H165V27H164ZM176 25H178V26H176ZM192 27H191V26ZM250 25V26H249ZM258 25V26H257ZM261 25V26H260ZM9 26H10V28H9ZM12 26V27H11ZM23 26V27H22ZM25 26V27H24ZM64 26V27H63ZM78 26V27H77ZM88 26V27H87ZM106 26H107V28L108 29H106ZM167 26V27H166ZM182 28H181V27ZM190 26V27H189ZM224 26H225V28H224ZM232 26V27H231ZM245 26V28H242L241 29V27H244ZM247 26V27H246ZM15 27V28H14ZM17 27H18V29H17ZM21 27L24 29V30H21ZM55 28V29H50V28ZM59 29H58V28ZM76 29H75V28ZM80 27V29H78ZM97 29H96V28ZM122 27H126L125 29H124V31L122 30ZM169 27V28H168ZM196 27V28H195ZM228 27H229V31H228ZM20 28V29H19ZM26 28H28V29H26ZM46 28H47V30H46ZM48 28H49V30H48ZM65 28V29H64ZM74 28V29H73ZM91 29V30H89V29ZM104 28H105V30H104ZM192 28V29H191ZM198 28H200V29H198ZM212 28V29H211ZM233 28H235V29H233ZM236 28H239V32H238V30L236 29ZM262 28V29H261ZM16 29V30H15ZM39 29V30H38ZM78 29V30H77ZM85 29V30H84ZM86 29L88 30V31H86ZM102 29L104 30V31H102ZM114 29H116V30H114ZM117 29H120V30H117ZM216 29V30H215ZM231 29H233V30H231ZM21 30V31H20ZM59 32H58V31ZM62 30H64L63 32H62ZM68 30V31H67ZM69 30H70V32H69ZM74 30H76V31H80V32H77V34H80L81 36H79V35H77V34H75L76 33V31H74ZM108 32H107V31ZM110 30H113V32L112 31H110ZM137 30V29H136ZM169 30H171V33L172 32H175L174 34H176L175 36H174V34L172 33V36L170 35V31ZM195 30H197V31H195ZM200 31V33L198 34L197 32H199ZM233 31L234 33L233 34H237V33H239L240 34V37L239 36H235V35H230V32L231 31ZM237 31V32H235V31ZM250 30L251 31H253L254 32V30H256V32H254L255 34H258V35H255L254 33H252V32H250ZM262 30H263V32H262ZM37 33H36V32ZM39 31V32H38ZM42 31H44L43 32V34H42ZM52 31V32H51ZM58 33H57V32ZM74 31V32H73ZM84 31H85V33H84ZM90 31H91V33H90ZM121 33H120V32ZM166 31H168L169 33H167L168 35L166 36V34H165V32ZM181 31V32H180ZM182 31H184V33H182ZM188 31V32H187ZM224 31V32H223ZM225 31L228 33V35H226V34H224L225 33ZM244 31V32H243ZM13 32V33H12ZM25 32H26V35H25ZM34 32V33H33ZM41 32V34H39V36L41 35V37H39L38 36V33H40ZM61 32V33H60ZM66 32H67V34H66ZM83 34H82V33ZM94 32V36L92 35V33ZM101 34H100V33ZM103 32V33H102ZM106 34H105V33ZM117 32V33H116ZM219 32H220V34H219ZM12 33V34H11ZM35 33H36V35H35ZM45 33H47V34H45ZM54 35H53V34ZM58 34V35H56V34ZM62 33H64V34H62ZM72 33V34H71ZM115 33V35H113ZM120 34V37H118L119 36V34ZM123 33V34H122ZM188 33H190V34H188ZM194 33V34H193ZM251 33H252V35H251ZM22 36H21V35ZM24 34V35H23ZM27 34H29L30 36H28ZM74 34V36H72ZM88 34V35H87ZM112 34V35H111ZM126 34V35H125ZM131 34H132V36H131ZM178 34V35H177ZM184 34V35H183ZM232 34V33H231ZM238 34V35H239ZM243 36H242V35ZM254 34V35H253ZM5 35H7V36H5ZM10 35V36H9ZM14 35H16L17 37L15 38V36ZM20 35V36H19ZM35 35V36H34ZM50 37H49V36ZM72 36V37H69V36ZM77 35V36H76ZM99 35V36H98ZM101 35H103V37L101 36ZM104 35H105V38H104ZM108 35V36H107ZM116 35H118L117 37H115L114 38V36H116ZM122 35V36H121ZM202 35V36H201ZM248 35V36H247ZM4 36V37H3ZM12 36V37H11ZM33 38H32V37ZM79 36V37H78ZM88 36H91V37H87ZM93 36V37H92ZM98 36V37H97ZM113 36V37H112ZM168 37V38H166V37ZM174 36V37H173ZM196 36H198V37H196ZM228 36V37H227ZM230 36V37H229ZM232 36H234V37H232ZM245 36V37H244ZM251 36V37H250ZM254 36V37H253ZM11 37V38H10ZM20 37V38H19ZM25 37V38H24ZM35 37H36V40H35ZM43 37V38H42ZM47 37V38H46ZM58 37V38H57ZM66 37V38H65ZM73 37H75V38H73ZM78 37V38H77ZM94 37H95V39H94ZM97 37V38H96ZM136 37V38H135ZM164 37H165V39H164ZM219 37V38H218ZM220 37H221V40H222V42L224 43V44H222L223 46L225 45V46H227L229 49H230V46H233V47H231V48H233V51L235 52V55H233L232 54V56L230 55V53L231 52H224L223 54L225 55H223L222 53H220V51H218L217 49H219L218 48V46H219V44H221L222 42H221V40H220ZM223 37V38H222ZM225 37H227L226 39H225ZM235 37H238L237 39H239L240 41H239V43H238V41H235ZM249 37L251 38V39H249ZM254 39H253V38ZM3 38V39H2ZM5 38H7V39H9V40H7V39H5ZM18 38V39H17ZM53 39V41L51 40L50 41V39ZM55 38V39H54ZM67 38H69V40L67 39ZM80 38V39H79ZM92 38V39H91ZM98 38H99V40H98ZM111 38V39H110ZM130 38H132V39H136L135 41L133 40L132 41V39H130ZM231 38V39H230ZM232 38H234V39H232ZM5 39V40H4ZM32 39V43L30 42V40ZM65 39V40H64ZM75 39V40H74ZM77 39H78V41H77ZM86 39V40H85ZM89 39V40H88ZM94 39V40H93ZM101 39H103V41L105 40L106 41V43H103L105 46H106V48H105V46L103 47L105 50H103V48H101L102 50H101V52H98L97 51V54H101L102 52H103V56H104V53H105V59H106V61H109V62H111L113 59V61H114V63L115 64H119V63H122L121 62V60L124 58L125 60H126V63L129 65V63L131 62V64H133L135 61L136 62H138L137 64L139 65L138 66V71L136 70H133L132 69V67L133 66H131V64H130V67H131V69H129L130 71V75H129V77L130 76H132V79H130L129 77H128V75H126V76H124V78L123 77H121V76H123V75H121V74H119L118 72H117V70H116V68H112V67H110V69L108 68V72H105L104 71V73H103V68L105 67L104 65H106V64H103L102 62H101V59H102V54H101V59H100V57H98V58H94L93 56H91L92 58H90V57H88V58H85V59H82V57H83V52L81 51V50H83L84 49V47H86V49L88 50L89 48H90V45H91V43H92V45L91 46H93L94 45V43H97L96 42V40L99 42V41H101ZM118 41H117V40ZM127 39H129V40H127ZM206 39V40H205ZM230 39V40H229ZM262 39V40H261ZM26 40H28L27 42H26ZM42 40V41H41ZM50 42H48V41ZM60 40V41H59ZM66 40H68L69 42H67ZM74 40V41H73ZM83 40V41H82ZM90 40H93V41H91L90 42ZM168 40V41H169ZM184 40V41H183ZM214 40V41H213ZM220 41V43H219V41ZM234 41V42H236V45H235V43L234 42H232V43H234V44H232V43H229L230 41ZM253 40H255V41H253ZM2 41H4V42H2ZM13 41H17V42H12ZM66 41V42H65ZM85 41V42H84ZM88 43H90V44H88ZM104 41V42H105ZM113 42L112 43V45L110 44V42ZM120 41V42H119ZM162 41V42H163ZM168 41L166 42V40L164 41V42H166L167 44H168ZM185 41H186V43H185ZM205 41V42H204ZM209 43H208V42ZM258 41V42H257ZM27 44H26V43ZM31 44H30V43ZM45 42V43H44ZM48 42V43H47ZM55 42V43H54ZM57 42V43H56ZM60 42V43H59ZM74 42V43H73ZM94 42V43H93ZM133 43V45H132V43ZM170 42H171V40H170ZM172 42H173V39H172ZM189 42V43H188ZM251 43L252 45H250L249 43ZM5 43V44H4ZM17 44V45H15V44ZM42 43V45H40ZM63 43V44H62ZM69 43H71V44H69ZM79 43V44H78ZM82 43V44H81ZM87 43V44H86ZM108 43L110 44V46L108 45ZM130 43V44H129ZM185 43V44H184ZM188 43V44H187ZM219 43V44H218ZM242 43V44H241ZM7 44V45H6ZM9 44H13V45H9ZM37 44V45H36ZM54 44V45H53ZM61 44V45H60ZM216 44L218 45V46H216ZM239 44H241V47H240V45ZM255 44H257V45H254ZM258 44H260V45H258ZM52 45V46H51ZM59 45V46H58ZM70 45V46H69ZM78 47H77V46ZM81 45H83V46H81ZM85 45V46H84ZM89 45V46H88ZM96 45V44H95ZM94 45V46H95ZM122 45V46H121ZM129 45H131L132 47H129ZM138 45H139V47H138ZM142 47H141V46ZM172 45H173V43H172ZM171 45V46H172ZM188 45H190V47L188 46ZM22 46V47H21ZM26 46H28L27 48H26ZM36 46V47H35ZM42 46V47H41ZM68 46V47H67ZM75 46V47H74ZM81 46V47H80ZM103 46V45H102ZM188 46V47H187ZM236 46H238L239 47V49H238V47H236ZM5 47H6V49H5ZM12 47V48H11ZM35 47V48H34ZM38 47H41V48H38ZM44 47V48H43ZM52 47V48H51ZM56 47V48H55ZM63 49H62V48ZM71 47V48H70ZM73 47V48H72ZM109 47V48H108ZM112 47H114V48H112ZM119 49H118V48ZM175 47H176V45H175ZM216 47H217V49H216ZM220 47V49H221V47L222 46H219ZM243 47H245V48H243ZM10 48V49H9ZM23 48H25V49H23ZM43 48V49H42ZM53 48H55L56 50V52L55 51H53L54 49ZM82 48V49H81ZM125 48V49H124ZM136 50H135V49ZM137 48H141L142 49V51H143V53H142V51L140 50V49H138V50H140V51H138L137 50ZM148 48V47H147ZM146 48V49H147ZM190 48V49H189ZM222 48H226V47H222ZM255 48V49H254ZM15 49V50H14ZM28 49V50H27ZM41 51H40V50ZM52 49V50H51ZM75 49H76V51H75ZM78 49V50H77ZM115 49V50H114ZM169 49H170V47H169ZM186 49H188V51H186ZM219 49V50H220ZM244 49H246L245 50V52H244ZM23 50V51H22ZM39 50V51H38ZM47 50H50V51H48L47 52ZM65 50H67V51H65ZM87 50H83L84 52H86ZM113 50V51H112ZM118 50V51H117ZM125 50H127V51H125ZM232 50V49H231ZM255 50V51H254ZM5 51V52H4ZM11 51V53H9ZM14 51V52H13ZM23 53H22V52ZM36 51H38L39 53H36ZM46 51V52H45ZM70 51V52H69ZM72 51V52H71ZM79 51V52H78ZM117 51V53L119 52V54L120 55H118L117 53H115ZM126 52V53H124V52ZM135 51H137V53H135ZM184 51H185V53H184ZM191 51V52H190ZM217 51V52H216ZM232 51V52H233ZM13 52V53H12ZM20 52V53H19ZM25 52V53H24ZM44 52V53H43ZM55 52V53H54ZM58 52V53H57ZM69 53V55H68V53ZM81 52V53H80ZM106 52H107V54H106ZM124 53V54H122V53ZM141 54H140V53ZM219 52V53H218ZM233 52V53H234ZM244 52V53H243ZM251 52V53H250ZM252 52H255L256 53V55H253L254 53H252ZM2 53V54H1ZM22 53V54H21ZM27 53V54H26ZM33 53H35V54H33ZM42 54V55H39V54ZM52 53H53V55L55 54V56H53L52 55ZM63 53V54H62ZM81 54V55H78V54ZM129 53V55H127ZM147 53V54H148ZM179 53V54H178ZM227 53H229L227 56H229V57H226V54ZM247 55H246V54ZM6 56H5V55ZM10 54V55H9ZM13 54V55H12ZM25 54H26V56H25ZM29 54V55H28ZM38 54V55H37ZM58 55V57H57V55ZM61 54H62V56H61ZM77 54V55H76ZM117 54V55H116ZM132 54V55H131ZM137 54H140V55H137ZM173 54H174V56H173ZM177 54V55H176ZM181 54V55H180ZM239 54L241 55V56H239ZM245 54V55H244ZM252 54V55H251ZM32 55V56H31ZM44 55V56H43ZM47 55H48V57H47ZM50 55H51V57H50ZM66 55H68V56H66ZM76 55V56H75ZM114 55V56H113ZM130 55L131 56H136L137 55V59H135V57H130ZM236 55H238L239 57H240V59L242 58L243 60H240L239 59V57H238V59L239 60H237V61H240L239 62V64L237 65V62H235L236 60H234V58H237L236 57ZM9 56V57H8ZM22 56V57H21ZM29 56H31V57H29ZM70 56V57H69ZM113 56V57H112ZM116 56H118V57H116ZM122 56H124V57H122ZM171 56V55H170ZM235 56V57H234ZM5 57V58H4ZM21 57V58H20ZM24 57V58H23ZM32 57H34V59L36 60V62L38 63H33L35 60L32 58ZM43 59L44 57V60H42L41 58ZM48 58V60H47V58ZM54 57V58H53ZM77 57V59H75ZM106 57H108V58H106ZM112 57V58H111ZM126 57V58H125ZM218 57V58H217ZM233 57V58H232ZM259 57H261V58H259ZM264 56H263V54H261V53H259V56H258V58H256V57H254L253 58V62L251 63V61L249 62V61H247V64L246 65H248L247 67H246V69L247 68H250V67H254V65L256 66V64H257V66L256 67H258V65H259V67H260V65H262L261 66V68L263 69L264 68V58H263ZM12 58V59H11ZM25 60V58L27 59V61L25 60V62H24V60ZM38 58V59H37ZM40 58V59H39ZM58 58H61V59H58ZM90 58V59H89ZM112 60H111V59ZM128 58H129V60H128ZM133 58V59H132ZM232 58V60H231V62H233L232 64L230 63H228V65L226 64L227 62L226 61H228V62H230L229 60ZM31 59V60H30ZM56 59H57V62H55L56 61ZM71 59V60H70ZM100 59V60H99ZM116 59H117V61H116ZM145 59V60H144ZM176 59V58H175ZM259 59L261 60L260 62L261 63H258L257 61H259ZM28 60H30L29 62H28ZM38 60H40V62L38 61ZM47 62H46V61ZM61 60H65L64 62H62ZM81 60V61H80ZM91 60V61H90ZM93 60V61H92ZM101 63V65H100V63H98V61ZM125 60H122L123 61V66L125 65L124 63V61ZM129 62H128V61ZM141 60V61H140ZM144 60V61H143ZM234 60V61H233ZM20 61H22L21 63H20ZM46 63H45V62ZM49 61V62H48ZM70 61H72L71 63H68V62ZM73 61H75L74 63H73ZM96 63H95V62ZM117 63H116V62ZM140 61V62H139ZM8 62V63H7ZM28 62V63H27ZM59 62H61V64L59 63ZM81 62V63H80ZM83 62H85V63H83ZM93 62V63H92ZM119 62V63H118ZM135 62V63H136ZM142 62H143V64H144V62H145V64H144V66H143V64H142ZM196 62H197V60H196ZM195 62V63H196ZM199 62V61H198ZM236 63V66L237 67H235V65H233V64H235ZM248 62H249V64H248ZM257 62V63H256ZM10 63V64H9ZM19 63V64H18ZM33 63V64H32ZM51 63V64H50ZM66 63V64H65ZM89 63V64H88ZM111 63H113V62H111ZM256 63V64H255ZM13 66H12V65ZM23 64H24V66H23ZM36 64V65H35ZM44 64V65H43ZM48 64H49V66L50 67H48ZM55 64H58L57 66L55 65ZM73 64V65H72ZM82 64V65H81ZM84 64H86V66L84 65ZM99 64V65H98ZM102 64H103V66H102ZM126 64V65H127ZM244 64V65H245ZM8 66L9 67V69H10V66H11V69L9 70V72L7 73V70H8V67H7V70H6V66ZM33 65V66H32ZM45 65H46V69H45ZM59 65H61L60 67L62 68H60V67H58ZM69 67H68V66ZM71 65V66H70ZM85 66L86 68H87V70H88V72H89V75H93L92 77H86V76H83V78H82V76H78V75H76L77 73L76 72H78V69H77V67H79V66ZM89 65V66H88ZM91 65V66H90ZM126 65L124 66L125 68H126ZM128 65H127V67H128ZM143 67H142V66ZM231 65H233V67L231 66ZM242 65H243V63H242ZM250 65H252V66H250ZM15 66V67H14ZM16 66H21V67H23V68H21V67H16ZM55 66V67H54ZM64 66V67H63ZM83 66V67H84ZM88 66V67H87ZM94 66H96V67H94ZM100 66H101V68H100ZM199 66V67H198ZM14 67V68H13ZM30 67H32L31 69H30ZM39 67V68H38ZM41 67V68H40ZM67 67H68V69H67ZM101 69V70H99V68ZM232 67V68H231ZM256 67H254V68H256ZM27 68H28V71H27ZM36 68V69H35ZM43 68V69H42ZM48 68V69H47ZM49 68H50V70H49ZM58 68H59V70L60 71H58ZM66 68V69H65ZM71 68V69H70ZM74 68V69H73ZM91 69V70H89V69ZM139 68H140V70L141 71H139ZM143 68H145V70L143 69ZM225 68H226V70H225ZM234 68L236 69V68H238L237 70H234ZM5 69V70H4ZM15 69V70H14ZM18 69H21V70H23V72L20 70H18ZM24 69H26V70H24ZM40 71H39V70ZM55 69V71H53ZM64 69V70H63ZM92 69H94V70H92ZM104 69H107L106 67L104 68ZM259 69V68H258ZM257 69V70H258ZM36 70V71H35ZM48 70V71H47ZM62 70V71H61ZM68 70V72L70 73V75H69V73L67 72V73H65L66 71ZM73 70V71H72ZM76 70V71H75ZM99 70V71H98ZM142 70H144V71H146V70H148L147 72H144L143 71V73H142ZM239 70H238V72H239ZM250 72L251 71H253L254 69L252 68V70L251 69H248ZM248 70H245V71H247L248 72ZM264 70V69H263ZM263 70H261V73H264V71ZM6 73H5V72ZM14 72V73H11V72ZM16 71H18V72H16ZM26 71V72H25ZM50 71V72H49ZM135 71V72H134ZM263 71V72H262ZM28 72V73H27ZM40 72H42V73H40ZM60 72V73H59ZM96 72H97V74H96ZM102 72V73H101ZM118 75V76H116V74ZM237 72V73H238ZM239 72V73H240ZM246 72V73H247ZM249 72V73H250ZM3 73V74H2ZM39 73V74H38ZM43 73H45V74H43ZM63 73V74H62ZM76 73V74H75ZM95 73V74H94ZM147 73V74H146ZM248 73V74H249ZM257 73H259V75L257 76ZM256 73V70H254V72H253V76H251V75H247V76H245V77H247V79L250 77L252 80H253V83H254V78H258V80L257 81H255V83H260L261 82V84H262V82H264L263 81V74H261L260 73V70L258 71ZM24 74H25V76H24ZM29 74V75H28ZM56 74H57V76H56ZM64 74H66V75H64ZM101 74L103 75L102 77L104 78V79H102V78H100L101 77ZM111 74H112V76H113V78H112V76H111ZM236 74V75H235ZM49 75V76H48ZM115 75V76H114ZM143 75V76H142ZM204 75H200V76H204ZM241 75H243V74H241ZM22 76V77H21ZM42 76H43V78H42ZM56 76V77H55ZM72 76V77H71ZM75 76H77V77H75ZM105 76V77H104ZM106 76H107V80H106ZM109 76V77H108ZM134 76V77H133ZM142 76V77H141ZM146 76H148L147 78H146ZM237 76V77H238ZM14 77V78H13ZM30 79H29V78ZM33 77V78H32ZM70 77V78H69ZM86 77V79H84ZM99 77V78H98ZM119 77H121V78H119ZM138 77V78H137ZM143 77H145V78H143ZM234 77H233V79H234ZM237 77L235 78L236 80H237ZM242 79L244 78L245 79V77H243V76H240ZM240 77H238V78H240ZM10 78H12V79H14L15 80V82H13V80L12 79H10ZM15 78H17V79H15ZM41 78V79H40ZM55 78H57V80H58V78H59V80L61 79V81H57ZM79 78H81V79H79ZM88 78H90V80H91V78H93V80H92V83L91 84H94V85H91V87H92V89H94L93 91H88V90H90V89H88V87H90V84L88 85V83H85L86 81H88L89 79ZM98 78V79H97ZM110 78V79H109ZM127 78V79H126ZM250 78L248 79V80H250ZM7 79V82L5 81V80ZM26 79V80H25ZM29 79V80H28ZM33 79V80H32ZM44 80V82H43V80ZM45 79H47V80H45ZM50 79V80H49ZM52 79V80H51ZM114 79V80H113ZM123 79H125V80H123ZM141 79H144V80H141ZM233 79H230V80H232V81H235L236 82V80H233ZM243 79V80H244ZM262 81H261V80ZM8 80H9V84H8ZM19 80V81H18ZM21 80V81H20ZM23 80H25L24 82H23ZM41 80V81H40ZM63 80V81H62ZM74 80H76V82L74 83ZM81 82V81H84V82H82L83 84H81L79 81ZM98 80L100 81V82H98ZM123 80V81H122ZM128 80H130V82L128 81ZM131 80L133 81V82H131ZM260 80V81H259ZM3 81H5V82H3ZM16 81H18V82H16ZM39 81H40V83H39ZM47 81L49 82V83H47ZM55 81V82H54ZM64 81H65V83H64ZM78 81V82H77ZM106 81V82H105ZM110 81V82H109ZM118 81V82H117ZM121 81L124 83V85H123V83H121ZM136 81H135V83H136ZM145 81H150L149 83L148 82H145ZM237 81H241V79H238ZM251 81V80H250ZM20 82H22V83H20ZM33 84H32V83ZM42 82V83H41ZM67 82V83H66ZM89 82V81H88ZM101 82L103 83L102 85L104 86H101ZM109 82V83H108ZM112 82H115V86H114V83H112ZM128 82V83H127ZM15 83V84H14ZM18 83H19V85H18ZM27 83H29V86L31 85V86H34V88H32L31 86L29 87V86H26V85H28ZM46 83V84H45ZM51 83V84H50ZM56 83V84H55ZM58 83H59V85H58ZM73 83V84H72ZM99 85H98V84ZM130 83V85H131V83H132V85H134V87L133 86H129V85H127V84H129ZM145 83V84H144ZM146 83H148V85H146ZM15 85L14 87L16 88V86H18L16 89L13 87V85ZM17 84V85H16ZM22 84V85H21ZM39 84L41 85V86H39ZM48 84H49V86L50 85H53L52 87L50 86H48ZM81 84V85H80ZM85 84H86V86H85ZM107 84H108V86H107ZM111 84V85H110ZM117 84V85H116ZM122 84V85H121ZM152 86H150V85ZM222 84H223V82H222ZM36 85H37V87H39V88H37L36 87ZM45 87H44V86ZM55 85V86H54ZM84 86V88L82 89V87H78V86ZM126 85V86H125ZM140 85L142 86V88L140 89ZM12 86V87H11ZM58 88H57V87ZM59 86H60V88H59ZM68 86V87H67ZM116 86H117V88H116ZM121 86V87H120ZM127 86H129V87H127ZM146 86H149V87H146ZM166 86H168L167 84L165 85H162V87L161 86H156V88H160V89H163V90H167V89H165L164 87H166ZM21 87V88H20ZM26 87V88H25ZM47 87V88H46ZM56 87V88H55ZM64 87H65V89H64ZM87 89H86V88ZM98 87V88H97ZM99 87H102V88H99ZM108 87V88H107ZM110 87H112V88H114L113 89V91H115V93L114 92H112V89L110 88ZM120 87V88H119ZM131 87L133 88V89H131ZM9 88H10V90H9ZM14 88V89H13ZM20 88V89H19ZM41 88H43V89H41ZM55 88V89H54ZM62 88H63V90H62ZM168 88V87H167ZM8 89V90H7ZM23 89V90H22ZM50 89H53L52 91L50 90ZM57 89L59 90L58 91V95H57ZM66 89L68 90V91H71V92H68V91H66ZM81 89L83 90V92L85 91L84 89H86L87 90V92L85 91V95L86 96H84V98H82V95L80 94V92H81ZM116 89V90H115ZM126 89V91L128 92V90ZM145 89V90H144ZM15 90H17L16 92H15ZM27 90H31L30 92L31 93H34V95L32 94V95H30V92H27ZM49 90H50V92H49ZM102 90V91H101ZM12 91V92H11ZM21 91L23 92L24 91V94H22L21 93ZM41 91V92H40ZM44 93H43V92ZM111 91V92H110ZM146 91V92H147ZM157 91V92H156ZM63 92V93H62ZM99 92H101V93H99ZM19 93V95H16L17 96V98L18 97H20L21 99H22V97H24V95H25V93H26V96L28 97H24V99H22V100H18L17 102H16V104H15V106L13 107V108H11L10 106H9V102L12 100V99H14V98H16V96H15V94H18ZM23 95H21V94ZM29 93V94H28ZM52 95H51V94ZM57 95H55V94ZM65 94V93H68V94H65V95H62V94ZM223 93H225V92H223ZM223 93L221 94V97H223L222 95H223ZM39 94H40V96H39ZM49 94H50V96H49ZM54 94V95H53ZM59 94H61L62 95V97L64 98V99H62V97H60L61 95H59ZM70 94V95H69ZM78 94V97L76 96ZM93 94H94V97H93ZM168 93H165L164 95H161V97H160V106L161 105H163V104H161V103H164V105L165 104H169L170 106H169V108H166V107H168L167 105H166V107L165 106H162L163 108L165 107L166 109V111L168 110V115H169V118L171 117V118H173L172 116H174V120L175 119H179V118H182V117H184V116H186V117H184V118H186V119H188V114H190L189 112H188V108H189V106L191 105V103H192V105L190 106L191 107V109L189 108V111H192V110H196L198 107H199V105H198V103L197 102H195V101H192V98L190 99L189 97H186L184 100H187V101H184L183 100V98H182V100L180 99V97H179V103H180V105H179V103L176 101V99H174L173 98V95L169 98V95L170 94H168ZM9 95V96H8ZM21 95V96H20ZM29 95H30V97H29ZM73 95V96H72ZM96 95V96H95ZM100 97H99V96ZM225 95V94H224ZM226 95H227V93H226ZM229 95H230V93H229ZM32 96V97H31ZM46 96H48L47 98H46ZM59 96V97H58ZM68 96H70L71 98H69ZM166 98H168V103H167V101H165V97ZM228 96V95H227ZM43 97H45V98H43ZM49 97H51V98H49ZM56 97H58L60 100H58ZM73 97H75V99L76 98H79V99H82V100H80V102H77V100H75ZM97 97V98H96ZM162 97H164V101H163V99H162ZM226 97V96H225ZM225 97H223L222 98V100L223 101H221V100H217V99H215L214 101H213V103H218V105H219V103H221L220 105H225V106H223L224 108L227 106L228 107V103H223V102H225V99H226V101H227V98H225ZM229 97H231V102H232V100L234 99V101L235 100H237L238 98L235 96H232V94L229 96ZM8 98V99H7ZM9 98H12V99H10L9 100ZM93 98V99H92ZM96 98V99H95ZM119 98H120V96H119ZM122 98V101H123V99L124 100H126V102L124 101V103H129V101H127V99H125V98H123V97H121ZM171 98H173V100L171 99ZM225 98V99H224ZM263 99H264V95H263V97H262ZM7 99V101H5ZM27 99V100H26ZM33 99V100H32ZM41 99V100H40ZM43 99H46V100H43ZM48 99H50V100H52V101H50V100H48ZM68 99L70 100L69 102H70V106L71 107H69V108H71V109H69L68 108V106L66 105L68 102ZM71 99H72V101L73 100H75V101H71ZM79 99H78V101H79ZM100 99V100H99ZM162 99V100H161ZM190 99V100H189ZM230 98H228V100H229ZM26 100V101H25ZM35 100V101H34ZM56 100H58L59 101V103H61V104H58V101H56ZM64 100H66V101H64ZM167 100V99H166ZM9 101V102H8ZM24 101V102H23ZM29 101V102H28ZM32 101V102H31ZM42 101H44L47 105H49L48 107H47V105L44 103H42ZM163 101V102H162ZM170 101V102H169ZM172 101V102H171ZM188 101H190V102H188ZM192 101V102H191ZM238 101H240L241 102V100H238ZM25 102H27L28 103V105H26L25 104ZM37 102V103H36ZM50 102H52V103H49ZM57 102V104H53V103H56ZM76 102V103H75ZM93 104H91V103ZM185 102H187V103H185ZM8 103V104H7ZM29 103H31V104H29ZM39 103H41V104H39ZM80 103V104H79ZM95 103H97V104H95ZM127 103V104H128ZM145 103V102H144ZM174 105H173V104ZM183 103V104H182ZM195 103L197 104V107H196V105H195ZM235 103H238V105H239V102H237V101H235L234 102V104ZM8 106H7V105ZM32 104H33V106H34V104H35V106L34 107H32ZM39 105L38 107L40 108H38L37 107V105ZM65 104V106H63ZM69 104V103H68ZM74 104H76L75 105V107H76V109H75V107H74ZM77 104H78V106H77ZM94 104H95V106H94ZM176 104V105H175ZM185 104V105H184ZM195 106H194V105ZM6 105V106H5ZM19 105V107L18 108H16L17 106ZM25 107H24V106ZM41 105H43V106H41ZM52 107H51V106ZM61 105V106H60ZM73 105V106H72ZM81 105V106H80ZM97 105V106H96ZM130 105V104H129ZM177 105H178V107H177ZM181 105H183V107L181 106ZM212 105V104H211ZM217 105V106H218ZM235 105H237V104H235ZM21 106V107H20ZM27 106H29L30 108L28 109V107ZM55 106V107H54ZM58 106V107H57ZM67 106V107H66ZM92 106H94V108L92 107ZM111 106H112V108H114L113 107V102L111 103V105H110V110L112 111L113 109H111ZM173 106V107H172ZM188 106V107H187ZM9 107H10V109H9ZM65 107V108H64ZM78 107V108H77ZM129 107H132V105H130ZM162 107H160V108H162ZM173 108V111H172V109H170V108ZM174 107H176V108H174ZM185 107V108H184ZM195 107V108H194ZM202 107V106H201ZM223 107L222 106H218V107H216V109H218V111L219 112H221V110H224L223 109ZM226 107V108H227ZM239 107V106H238ZM21 108H25L23 111H24V114L23 115H25L24 116V118H23V120H22V118H20L21 116H23V115H21L19 118V120H20V122H19V120H18V117H16V116H18L20 113H19V111L21 110ZM34 108V109H33ZM36 108H38V109H36ZM45 108V109H44ZM52 109V110H54V111H52L51 110V112H53V113H50L49 111V109ZM57 109V111L55 110V109ZM67 108V109H66ZM80 108H82V109H80ZM93 108V109H92ZM106 108V107H105ZM159 108V107H158ZM178 108H180V110H182V114H180L181 116L180 117H178V114L180 113V111L178 112V114L176 115L175 113H177V112H175V110L176 109H178ZM182 108V109H181ZM203 108V107H202ZM204 108H207V106H204ZM212 108H214L213 107V105H212V107H210V109H212ZM12 109H13V111H12ZM14 109H15V111H14ZM20 109V110H19ZM32 109L33 110H35V111H32ZM63 109H65L66 110V114H68V113H70V114H68V115H66L65 114V110H64V112H61V111H63ZM79 109V110H78ZM131 109V108H130ZM201 109V108H200ZM209 109V108H208ZM208 109H206V110H208ZM10 112H9V111ZM43 110H47V111H45V112H42ZM60 110V111H59ZM74 110V111H73ZM76 110H78V111H76ZM115 110H116V108H115ZM148 109H146V111H147ZM179 110V109H178ZM178 110H176V111H178ZM239 111V109H236V111ZM248 110V111H247ZM247 110H244V112H243V114L245 113V114H247L246 112H249V114H250V112H251V110H253L254 111V109H251L250 111H249V109H247ZM3 111V112H2ZM12 111V112H11ZM28 111V112H27ZM32 113H31V112ZM41 112V113H38V112ZM67 111H69V112H67ZM71 111V112H70ZM76 111V112H75ZM81 111V112H80ZM86 111H87V114H86ZM174 112V114L172 113V112ZM241 111V110H240ZM246 111V112H245ZM251 112V113H253V114H251V115H254V112ZM9 112V113H8ZM15 113V115H14V113ZM48 112V113H47ZM55 112V113H54ZM56 112H58V113H56ZM3 113L5 114V113H8V114H5V115H3ZM11 113H13V114H11ZM18 113V114H17ZM26 113V114H25ZM44 113V114H43ZM47 113V116L49 115V114H51V115H49L48 117L45 115ZM63 113H64V116H59L60 114L61 115H63ZM78 113V114H77ZM80 113H82V114H80ZM89 113V114H88ZM112 113H114V117L112 116V120L113 121H115L116 122V127L118 126V125H121L122 126V124H123V122H124V124L126 125V126H129V124L131 123V121H129L128 119H120V117L122 116V115H120V114H118V112H112ZM151 115H153V113L152 112H149ZM157 113H159V112H157ZM156 113V114H157ZM162 112H160V114H161ZM164 113V112H163ZM162 113V114H163ZM166 113H164V114H166ZM237 113V112H236ZM240 112H238L237 114H239ZM38 114V115H37ZM42 114V115H41ZM57 115V118H60L61 119V122L62 123H64V124H66V126H68V125H70L69 127H71V129H75V131L74 130H72L73 132L72 133H69V136H71L70 137V139H69V136H68V138H66V136H64V137H55L56 138V141H54V140H52V141H50L51 140V138L53 137V127H56V126H58L59 125V123L57 124L56 122H54L55 123V126H53L54 125V123L53 122H51L50 123V121H49V119L50 120H52V118L51 117H53L54 115ZM59 114V115H58ZM155 114V113H154ZM167 114H166V116H167ZM170 114H172L171 116H170ZM183 114H184V116H183ZM237 114L235 115L236 117H238V118H243V119H240L242 122L241 123H239V124H241V125H243V124H245L246 123V119H247V123H248V125H249V122H250V124L253 122V120H254V118H255V116L253 117V119L251 118V116H249V114H247L248 115V117H250L251 119H248V117H246V115H245V119H244V115L241 117V116H237ZM8 115V116H7ZM40 115H41V117H40ZM43 115H44V117H43ZM55 115V116H56ZM71 117H73V118H71ZM80 115V116H79ZM86 115V116H85ZM89 115H91V116H89ZM120 115V116H119ZM240 115V114H239ZM241 115H242V112H241ZM255 115H256V110H255ZM4 116V117H3ZM65 116H66V118H65ZM68 116V117H67ZM119 116V117H118ZM155 117L154 118H156V115H154ZM161 116V115H160ZM166 116H164V117H166ZM177 116V117H176ZM235 116H234V118H235ZM4 119H3V118ZM32 117V118H31ZM43 117V118H42ZM47 117V118H46ZM50 117V118H49ZM65 119H64V118ZM120 119V120H117L118 118ZM123 117V116H122ZM121 117V118H122ZM161 117H163V116H161ZM176 117V118H175ZM190 117V116H189ZM15 118H17L16 120L18 121V123L17 122H15ZM41 120H40V119ZM57 118H56V120L55 121H57V122H59V120H57ZM71 118V119H70ZM76 118V119H75ZM133 118H135V117H133ZM133 118H131V119H133ZM139 118V117H138ZM144 118H146V117H144ZM166 118H168V117H166ZM231 118H233L232 116L229 118V119H231ZM14 119V120H13ZM25 119V120H24ZM27 119V120H26ZM46 119V120H45ZM48 119V120H47ZM67 119V120H66ZM73 119V120H72ZM89 119H91V120H89ZM147 119V118H146ZM22 120V121H21ZM69 123L68 125H67V122ZM125 120H127V121H125ZM139 120H142V119H139ZM180 120H182L183 121V119H179L178 121H180ZM0 121V122H1ZM33 121H35V122H33ZM49 121V122H48ZM54 121V120H53ZM130 123H129V122ZM184 121H187V120H184ZM188 121H189V123L192 121V119L191 118H189L188 119ZM188 121H187V123H188ZM252 121V122H251ZM22 122V123H21ZM32 122V123H31ZM37 122V123H36ZM71 122V123H70ZM77 122V123H76ZM86 122L87 123H89L90 122V124H86ZM118 122V123H117ZM140 122H143V121H140ZM225 122H227V121H225ZM244 122V123H243ZM13 123V124H12ZM50 123V124H49ZM61 123V124H62ZM79 123V124H78ZM82 123V124H81ZM121 123V124H120ZM127 123V124H126ZM227 123H230V121L229 122H227ZM246 123V124H247ZM18 124V125H17ZM60 124V125H61ZM72 124V125H71ZM75 124V125H74ZM123 124V125H124ZM132 124H134L133 126H135V131L132 129V130H130V136H129V134L126 136V138L128 137H130V138H132V139H130L131 141H135L136 140V142H135V147L138 149V148H140V149H142L143 147H144V145H145V147L147 148V146H151V148H162L161 146H163L164 147V145H163V142H160L159 140V138H158V134H156L157 132L153 129V130H150L151 128L149 127L148 128V126L146 127L145 125H143V123L141 124V126H142V128H140V130H139V127H141L140 125H139V123H138V120H137V122L135 121V122H132L130 125H132ZM16 125H17V127H16ZM25 125H24V127H25ZM51 125V126H50ZM91 125V126H90ZM94 125V126H93ZM44 126V127H43ZM47 126H48V129H47ZM53 126V127H52ZM72 126H73V128H72ZM81 128H80V127ZM83 126V127H82ZM84 126H85V129H84ZM87 126V127H86ZM68 127V128H69ZM248 127H251V126H248ZM39 128V129H38ZM43 128H45V129H43ZM67 128V127H66ZM67 128V129H68ZM89 128H91V129H89ZM93 128H95V129H93ZM147 128V129H146ZM6 130L5 132H3V130ZM41 129V130H40ZM47 129V130H46ZM70 128L68 129V130H71ZM79 129H81L82 131H80ZM84 129V130H83ZM87 129L89 130V132L87 131ZM93 129V130H92ZM115 129V128H114ZM142 129V130H141ZM8 130V131H7ZM9 130H12V131H9ZM14 130H16V131H18L19 132V136H16L15 135V137H17V138H20V140L18 141L17 139H15L16 141H17V143H15V140H14V138H13V136H14V134L16 133V131L14 132ZM44 130V131H43ZM23 131V130H22ZM80 131V133H78ZM137 131H139V132H137ZM143 131V132H142ZM144 131H146L147 133H146V135H150L149 137L148 136H146V135H144L143 136V134H145V132ZM152 131L153 133H150V132ZM12 132H14V133H12ZM17 132V133H18ZM24 132V131H23ZM82 132V133H81ZM98 132H99V135H98ZM140 132H141V134H140ZM1 133H3V134H1ZM11 133V134H10ZM16 133V134H17ZM32 133V134H33ZM73 133H75L74 135H73ZM135 133V134H134ZM155 133V134H154ZM7 134V135H6ZM8 134H9V136H8ZM33 134V135H34ZM72 134V135H71ZM79 134V135H78ZM85 134V135H84ZM91 134V135H90ZM109 134V133H108ZM134 134V135H133ZM137 134V135H136ZM151 134H153L152 136H151ZM11 135V136H10ZM66 135H68V134H66ZM76 135V136H75ZM81 135V136H80ZM83 135V136H82ZM86 135H87V137H86ZM131 135H133V136H143L142 138H144V139H148V140H150V141H148V140H144V139H140V141H139V138H135V137H131ZM72 136H73V138H72ZM74 136H75V139L76 138H79V140L78 141H75V139H74ZM88 136H89V138H91L90 139V141L88 140L89 138H88ZM94 136H92L93 138H94ZM115 136V135H114ZM147 138H146V137ZM9 137H10V140H6L5 141V139H9ZM27 137V139L28 140H24L25 138ZM38 139H37V138ZM42 137V138H41ZM84 137L86 138V139H84ZM112 139H113V134H112ZM152 137V138H151ZM154 137H156V138H154ZM55 138H52V139H55ZM59 138V139H58ZM62 138H64L63 140H65V141H62ZM88 138V139H87ZM125 139L124 140V138H123V140L122 139H120V138H118V137H116L115 136V138H114V141H115V139L117 140V142L119 141L120 143H122L123 141H124V144H126L125 142H128V141H126V140H129V139ZM133 138H135V140H133ZM154 138V139H153ZM12 139L14 140V141H12ZM68 139V140H67ZM71 139H73V140H71ZM82 139H84V140H87V142L85 143V141L84 140H82ZM111 139V140H112ZM152 139V140H151ZM33 140H34V138H33ZM82 140V141H81ZM122 140V141H121ZM153 140H155V142H153ZM44 141V142H43ZM57 141H59V143H60V141H62V142H64V144H65V146H63L64 144H61L60 143V145L58 146V142ZM71 143H70V142ZM79 141H81V143L83 144V145H85L84 146V148H82L81 149V147L83 146L82 144H80V142ZM84 141V142H83ZM113 141V140H112ZM113 141V142H114ZM139 141V142H138ZM19 142V143H18ZM57 142V143H56ZM66 142H68V144H66ZM80 144H78V143ZM88 142H91V143H88ZM116 142V141H115ZM144 144L143 146L141 145L142 143ZM147 142H149V143H147ZM150 142H152V143H150ZM4 143L6 144V145H4ZM14 143V144H13ZM23 143H26V144H24V147L26 148L25 150H24V148L22 147L23 146ZM29 143L31 144V146H29ZM54 143V144H53ZM56 143V144H55ZM73 143V145H69V144H72ZM75 143H77L76 145H75ZM85 143V144H84ZM136 143H138V145H136ZM141 143V144H140ZM12 144V145H11ZM28 144V146H29V150H27V148H28V146H25V145H27ZM48 146H47V145ZM94 144V143H93ZM92 144V145H93ZM149 144V145H148ZM150 144H152V145H150ZM11 145V146H10ZM56 145V146H55ZM62 145V146H61ZM69 145V149H67V146ZM75 145V147H73V148H75V149H71L72 148V146H74ZM82 145V146H81ZM39 146H41L40 148H39ZM48 147V149L49 150H47V148L45 149V147ZM66 147L64 150H65V152H64V154L61 152L62 150H61V147ZM70 146H71V148H70ZM81 146V147H80ZM93 146H95V145H93ZM137 146H139V147H137ZM153 146V147H152ZM79 147H80V149H79ZM128 147H131L130 145H128ZM134 147V146H133ZM134 147V148H135ZM23 148V149H22ZM78 148V149H77ZM134 148H132V149H134ZM146 148H145V150L142 152H139L140 154L142 153V154H144V156L145 157H143L142 156V158H148V159H152V158H149V156H150V153H147L148 152V150L150 149V148H148V150H146ZM144 149V148H143ZM9 150V152H7ZM30 150H31V153L33 154H31V157H29L30 155H26V153H28V154H30ZM46 150H47V152H46ZM51 150V151H50ZM68 150V152L70 151L71 152V150H73V151H77V152H75V153H78L80 150H83V151H80L79 152V154L80 155H82V153L84 152V155H82V156H84V159H83V157H82V160L81 159H79V158H81V156L80 155H78V154H76L75 155V153H74V156H73V154H72V152L70 153H68V152H66ZM20 151H22V155H21V152ZM23 151H28V152H23ZM33 151H34V149H33ZM114 152H115V150H113ZM117 151L118 150H116V153H117ZM150 151V150H149ZM7 152V153H6ZM11 152V153H10ZM18 152H20V157H22L23 156V154L24 155H26L27 156V158L28 159H26V156H25V158L23 159V158H17L18 156L17 155H19V153ZM38 152H41V153H39V154H37ZM42 152L44 153V155H46V156H44L43 154H42ZM50 152V153H49ZM53 152V153H52ZM82 152V153H81ZM9 153V154H8ZM17 153V154H16ZM36 153V155H38L40 158H41V155H43V157H44V159L43 160H41L38 156H36V155H34ZM46 153V154H45ZM66 153H68V154H71V155H69L68 157H67V155L68 154H66ZM147 153V154H146ZM3 154V155H2ZM7 155V156H5V155ZM12 156H11V155ZM52 154V155H51ZM54 154V155H53ZM62 156H64L65 154V159H64V157H62ZM80 156V157H77L78 158V160H77V158H76V156ZM117 155V154H116ZM116 155H114V156H116ZM12 158H10V157ZM15 156V157H14ZM36 157V158H39L38 160H39V163L37 162L38 160H35V158L34 157ZM72 156V157H71ZM118 156V155H117ZM121 156V155H120ZM120 156H118V157H113V158H115V160L118 162H116V163H113V162H110L109 164H100V166L101 167H104V169H106V167H107V165H110V167H111V165L112 164H114V168H115V171L117 170L116 168V165L118 166L119 164H122L121 162H123V160L125 159V158H123L122 156V158L120 157ZM5 157H8V158H6L5 159ZM14 157V158H13ZM24 157V156H23ZM46 157V158H45ZM48 157H50V158H48ZM55 157V158H54ZM58 157V158H57ZM59 157H61V158H59ZM70 157V158H69ZM151 157H152V155H151ZM15 158H17V160L18 159H20V161L21 162H19V160L17 161ZM29 158H31V161H30V159ZM32 158H34V160H32ZM53 158V159H52ZM71 158H73V160L74 159H76V161H77V163H76V161L74 160H72ZM120 159L119 161H120V163H119V161L117 160V159ZM3 159H5L4 161H3ZM12 160V162H11V160ZM13 159L14 160H16V161H13ZM21 159H23L24 160V164H22V168H21V164H19L18 165V163H22V160ZM46 159H50V161H51V159L53 160V161H56V160H58V163L56 162H49L48 160H46ZM72 160L73 161V163H68L69 162V160ZM123 159V160H122ZM2 160V161H1ZM6 160L8 161L7 163H6ZM25 160H26V162H27V160H28V162H27V164L29 163L30 165L32 164H34V166H35V164L38 166H36L37 167V169H39L40 167H41V171H42V173L38 170V172H40L39 174L41 175V174H43V172H45V169L43 170V168H46V167H48L47 169H46V172L44 173V174H47V171H49L48 172V174L47 175H49V176H40V178H43V179H38V175L39 174H36V173H34V171L35 170H37V169H35V167L34 166H32V167H34V168H32L29 164V166H25L24 167V165H27V164H25ZM62 160H63V162H62ZM66 160H68L67 161V163H66ZM83 160H84V162H83ZM122 160V161H121ZM126 160V159H125ZM125 160H124V164H125ZM42 161V162H41ZM45 163H44V162ZM64 161H65V163H64ZM71 161V162H72ZM82 163H85L86 165H87V168H84V165H79V163L80 164H82ZM112 161V160H111ZM145 161H148V160H145ZM3 162H5V163H3ZM13 162H15V164L17 163V165L18 166H20L19 168H21V172L20 173H22V174H19V172H18V168H16V167H18L17 165L15 166V164L13 163ZM31 162V163H30ZM35 162H37V163H35ZM49 164L50 163V165H48L47 163ZM60 162V163H59ZM79 162V163H78ZM43 165V166H41V164ZM6 164V165H5ZM13 165V170H11V167H9V165ZM75 164V165H74ZM79 165L78 167H79V169L83 166V169H81V170H79V169H75V167L77 168V165ZM127 164V163H126ZM4 165V166H3ZM44 165H46L45 167H44ZM86 165H85V167H86ZM65 166V167H64ZM74 166V167H73ZM81 166V167H80ZM94 166V165H93ZM120 167H122L123 166V164L122 165H119ZM118 166V167H119ZM14 167L17 169V171H15L14 170ZM32 169H34V171L32 172V170H30L31 168ZM51 167H53L54 168V170H56V171H60V172H62V174H65V175H58V176H60L61 178H62V176H64L63 178H66V179H69V177L70 176H72V177H74L75 176V179L76 180H74L73 178H71V181H70V179L68 180V181H70L71 183H72V186H74V187H72L73 189L72 190H74V191H76V192H72V191H70L71 190V187H69L70 186V184L67 182V184H66V181L67 180H65L64 179V186L66 187V189L68 190L69 189V191H67L65 188H62L63 187V182H59V180L61 181V180H63V179H59L58 180V177H56V176H53L52 175V173H56V171H53V168H51ZM57 167V168H56ZM69 167H73L72 168V171H73V175H72V173L71 172H69V171H71L70 169L71 168H69ZM95 167V166H94ZM112 167V168H113ZM119 167V168H120ZM1 168H2V170H1ZM9 168H10V171H9ZM23 168H25L24 170H23ZM27 168H29V169H27ZM50 168V169H49ZM64 170H63V169ZM68 170H67V169ZM96 168V167H95ZM113 168V169H114ZM8 169V170H7ZM52 169V170H51ZM60 169V170H59ZM73 169H75V170H73ZM121 169V168H120ZM5 170H7V171H5ZM20 170V169H19ZM23 170V171H22ZM31 171L32 173H30V171L29 172H27V171ZM66 170L68 171L67 172V174L66 173H64V172H66ZM77 170V171H76ZM13 171H15V173L17 172L18 174H13ZM51 171H53L52 173H51ZM90 171H89V173H90ZM2 172H4L5 173V175H4V173H3V176H1L2 175ZM6 172H9V173H7L6 174ZM24 172H26V174L28 175V173H30V175L29 176H26V174L24 173ZM37 172V171H36ZM37 172V173H38ZM60 172H57V174H59ZM76 172V173H75ZM16 175V177L14 176V177H12L13 175ZM23 173L25 174V177H27L28 179H31V178H33L34 179V181L33 180H29V181H31L32 183H33V185L35 186V187H33L32 188V184H31V182H27L26 180H27V178L25 179V180H22L21 181V179H23V177H21V176H24L23 175ZM34 173V174H33ZM69 173V174H68ZM75 173V174H74ZM71 174V175H70ZM94 174V173H93ZM8 175V176H7ZM11 175V176H10ZM35 175H37L36 176V178H35ZM52 175V176H51ZM68 175H70V176H68ZM83 175V174H82ZM121 175H122V173H121ZM10 176V177H9ZM17 176H19V179H17L18 177ZM51 176V177H50ZM67 176H68V178H67ZM45 177V178H44ZM57 178V179H54V178ZM5 178V179H4ZM12 179V181H11V179ZM47 178H50V179H47ZM53 178V179H52ZM16 179L17 180H20L19 181V183H20V185L18 186L19 188H17V185L19 184L18 183V181H16ZM38 179L39 180V182L38 181H36V180ZM74 180V181H73ZM11 181V182H10ZM23 181H25V182H23ZM37 182L36 184L37 185H35V183L34 182ZM80 181V180H79ZM5 182V181H4ZM3 182V183H4ZM10 182V183H9ZM15 182H17V184L15 183ZM22 182L23 183H25V185L24 184H22ZM3 183H2V187H1V184H0V189L2 188L3 189ZM28 183V185L26 186V184ZM31 185H30V184ZM5 184V183H4ZM69 184V185H68ZM16 185V186H15ZM22 185H24V186H22ZM29 185L31 186V187H29ZM77 185V186H76ZM83 185V186H82ZM86 187H85V186ZM89 185V186H88ZM14 186V187H13ZM36 186H38V187H36ZM68 186V187H67ZM80 186V187H79ZM5 187H4V189H5ZM79 187V189H77ZM83 187V188H82ZM88 187V188H87ZM92 187V188H91ZM12 188V189H11ZM15 188V189H14ZM24 189L26 192H28L26 195H22L23 194V192H24V190H21V189ZM29 188H30V190H29ZM82 188V189H81ZM3 189V190H4ZM16 189H20L18 192H17V190ZM29 191H28V190ZM42 189V188H41ZM64 189V190H63ZM11 190V191H10ZM16 191V193L18 194H20L22 197H20V195L18 194H16L15 192H12V191ZM61 190V191H60ZM63 190V191H62ZM66 190V191H65ZM80 192H79V191ZM87 192V190L89 191L90 190V193L89 192H85V191ZM9 191L11 192V195L12 196H14L15 194H16V196H14V197H11V195H9L8 193H9ZM23 191V192H22ZM37 191V190H36ZM35 191V192H36ZM39 191H37L36 193L37 194H39L38 192ZM67 192V193H65V192ZM93 191V192H92ZM69 192V193H68ZM81 193V194H79V193ZM1 193H5L4 191H2L1 190V192H0V195H1ZM62 193V194H61ZM64 193V194H63ZM75 193V194H74ZM24 194H25V192H24ZM55 194V195H56ZM70 194V195H69ZM73 194V195H72ZM10 196V197H7V196ZM58 195H56V196H58ZM64 195V196H63ZM81 195V196H80ZM93 195V196H92ZM19 196V197H18ZM29 196V195H28ZM80 196V198H78V197ZM82 196H85V197H82ZM87 196V197H86ZM98 196V197H97ZM2 197V196H1ZM0 197V198H1ZM18 197V198H17ZM24 197V200L26 199ZM89 197V198H88ZM12 198H14V199H12ZM22 198V199H21ZM72 197H70V199H71ZM74 198V197H73ZM72 198V199H73ZM65 199V198H64ZM86 199H88V200H90V201H88V200H86ZM3 200V199H2ZM2 200H0V201H2ZM8 200H6L5 202H7ZM23 200V201H24ZM73 200H75V199H73ZM83 200V201H82ZM85 201V202H84ZM88 201V202H87ZM95 201V200H94ZM94 201L92 202V203H94ZM95 201V202H96ZM11 202V201H10ZM80 202V201H79ZM42 203V202H41ZM63 203V202H62ZM37 204V205H36ZM64 204H66V203H63V205ZM88 204H89V206H88ZM85 205V206H84ZM32 208L33 210L35 209V208ZM38 208H39V206H37ZM87 207H89V208H87ZM86 208V209H85ZM6 210V211H5ZM90 210V211H89ZM115 210V211H114ZM12 211V212H11ZM72 211V212H71ZM112 211V212H111ZM117 211V212H116ZM3 212H4V214H3ZM65 212V213H64ZM68 212V213H67ZM84 212V213H83ZM148 212H150V211H148ZM148 212L146 213V217H148L147 215H148ZM152 212H153V210H152ZM151 212V213H152ZM6 213H9L8 214V216H6ZM14 213V214H13ZM132 213V214H131ZM155 213V211L153 212V214ZM15 215V216H11V215ZM43 215V216H41L40 217V215ZM44 214H46V215H44ZM0 215H1V213H0ZM129 215H133L134 217H135V219L133 218V220L131 219V217L129 216ZM152 215V214H151ZM39 216V217H38ZM48 216V217H47ZM127 216V217H126ZM129 216V217H128ZM145 216V215H144ZM149 216H150V213H149ZM6 217H8V218H6ZM13 217V218H12ZM15 217V218H14ZM118 217V218H117ZM24 218V220H21V219H23ZM25 218L27 219V220H29L30 219V221L28 222V221H26L25 220ZM33 218H35V219H33ZM39 220H38V219ZM103 218V219H102ZM137 218V219H136ZM145 218V217H144ZM7 219H9V220H7ZM118 219V220H117ZM126 219H128V220H126ZM18 220H21V222H24V221H26V222H28V223H20V224H23V225H25L24 226V229L25 230H22L23 229V225L21 226L20 224H19V222L20 221H18ZM101 220V221H100ZM114 220L115 221H118V222H114ZM129 221V222H126V221ZM31 221H32V224H29V223H31ZM35 221L37 222V223H35ZM125 222V223H123V222ZM115 224H114V223ZM134 222V221H133ZM3 223H5V226H4V224ZM28 224V225H27ZM112 224V225H111ZM8 225V227H6ZM30 225V226H29ZM19 226H21L20 228H19ZM121 226V227H122ZM2 227H3V229H2ZM7 229H6V228ZM109 227V228H108ZM111 227V228H110ZM9 228V229H8ZM27 228V229H26ZM4 229H6V230H4ZM12 229V230H11ZM116 229V230H117ZM9 230V231H8ZM27 230V231H26ZM115 230V231H116ZM7 232V233H6ZM9 232V233H8ZM6 234V235H2V234ZM117 234V233H116ZM115 235V234H114ZM114 235H113V237H114ZM119 235H122V233H119ZM5 236V237H4ZM110 236V237H109ZM139 236L140 237H142V235L141 234H139ZM109 237V238H108ZM2 238V239H1ZM3 238H4V240H3ZM112 238V237H111ZM6 239V240H5ZM109 241H108V240ZM4 241V242H3ZM108 241V242H107ZM67 242V243H66ZM108 243V244H107ZM93 244V245H92ZM106 246H105V245ZM82 245H83V248H82ZM100 245H103V248L102 247H100ZM65 246V247H64ZM68 246V247H67ZM79 246V247H78ZM94 248H93V247ZM97 246H99V248L97 247ZM57 247V248H56ZM81 247V248H80ZM96 247H97V250H96ZM67 248H69V249H67ZM71 248V249H70ZM73 248V249H72ZM76 248H77V250H76ZM75 249V250H74ZM79 249V250H78ZM81 249V250H80ZM85 249V250H84ZM90 251H89V250ZM92 249H94V250H92ZM38 250V251H37ZM41 250V251H40ZM68 250L70 251V252H68ZM75 251V252H73V251ZM82 250H84V251H82ZM39 251L40 252H42V254H40L39 253ZM77 251H79V252H77ZM88 251V252H87ZM93 251V252H92ZM36 253H37V255H36ZM48 253V254H47ZM81 253V254H80ZM93 253V254H92ZM70 254V255H69ZM44 255L46 256V257H44ZM48 255V256H47ZM78 255V256H77ZM43 257H44V259H43ZM80 257L78 258V260L79 261H83V260H81L80 259ZM81 257V258H82ZM151 257V261L149 260V258ZM148 259H146L145 257L144 258H141L140 257V259H141V261H140V259L138 258H134V259H132V258H129V257H127L128 258V260H127V258H126V260L124 259L125 258V256L124 257H119V258H121V259H118L117 261H119V262H117V261H112V259H111V257H109L108 255H104L100 260H94V259H96V258H94V259H90V260H88L87 261V263L86 264H145L146 262V264H153V262H155V259L153 260V262H152V256H150ZM153 257H156V255L154 254L153 255ZM15 258H16V260H15ZM47 258V259H46ZM24 259V260H23ZM46 259V260H45ZM50 261H49V260ZM70 259H72V260H70ZM74 259V260H73ZM143 259V260H142ZM144 259H145V261H144ZM43 260H45V262L43 261ZM69 260V261H68ZM76 260V261H75ZM147 260V261H146ZM149 260V261H148ZM22 261V262H21ZM73 261V262H72ZM136 261V262H135ZM144 263H143V262ZM39 262V263H38ZM44 262V263H43ZM47 262V263H46ZM141 262V263H140Z\"/></svg>", "mask_w": 264, "mask_h": 264}]
</instances>
